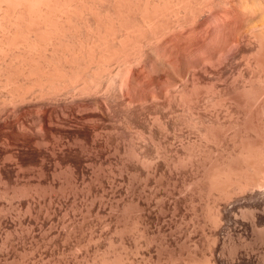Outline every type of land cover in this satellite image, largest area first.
<instances>
[{
	"label": "bare ground",
	"instance_id": "obj_1",
	"mask_svg": "<svg viewBox=\"0 0 264 264\" xmlns=\"http://www.w3.org/2000/svg\"><path fill=\"white\" fill-rule=\"evenodd\" d=\"M193 59L191 62L190 60ZM189 60V63H187V61ZM229 60H231L233 62L236 61L237 65L238 66V63L240 64L239 66L241 71H242V67H244V72H246L247 70V76L249 77L248 79L250 80L249 81V84L251 86V88L248 87V85L246 84V81L245 80V84H242L240 83L238 80L237 82H239L240 84H242L243 87L247 86L251 91H253L254 89L252 88V85L257 87V86H261V87H257L258 89L260 88V90H262L264 88V0H0V109H4V107H9V106H13L14 108L15 107H18V108H15L17 111L21 110L23 111V107H28L30 106L29 104L27 105L28 102H31V99H32V102H31V105H35V103H37L38 99L39 98H42V103H40V99H39V104L37 105V107L35 106L34 108L37 110L39 109L38 106H41L44 105L43 101L45 102V105H47L48 102H50L52 100V98L54 97H61L62 96L65 99V96H68L71 98V102L68 100V98L66 97L67 99V104H71V103H75L74 106H78L80 107V105L82 106V108L84 106H92V105H95V108L93 106L94 109H91L90 112L92 110H96L97 113H94L93 117L97 118H101L103 117L105 114H103V110L101 111L100 109H103L106 105L105 103L107 101L103 100V98H106L108 93L105 94L106 97L104 96L103 97V94L104 92H109L110 89H112L115 85V89H112L114 92H112L111 96L115 95L117 96V98L120 96L121 98L123 97V99H118L117 101H132L133 98H131L134 94L131 93L130 95V92L132 89H134L133 91H139L137 93L141 94L140 91H142V89L144 90V93L145 95V99L147 101L151 100L150 103L152 102V100H154V103H157V99L155 100L154 98H157L158 97V100L159 98H163V100L165 99H168V104L171 103V100L174 101L175 99L180 101L178 102V104L183 107L182 109L180 108V111L182 110L183 114L186 113L187 116H185L184 119H182L184 117V115H182V112H179L181 113V116L180 119L179 118H176V119H173L171 118L172 120L171 121H166V123H160V124H157V128L159 127V130L158 132H156V134H154L158 139L159 138H164L166 141L168 139H173L174 141H176V138L180 139L182 138V142H183V136L185 137V134L186 132V129H189L193 132V135L195 134V136H193V139L195 137V144L199 145L200 147H204V149L207 148V151L208 149L209 150H212V149H216L215 147L214 148H208L207 146L214 144V142L216 141L215 137L217 138L219 135L217 133V135H215L213 131V129H215V132L218 130H216V125L218 123H220L221 121H219L217 118H219L220 115L219 112H222L223 109H225L226 111L222 112L223 115H226L225 112L227 113L228 109L230 110H233V108L231 109V106L234 107V105H231L229 106V104H227L230 108H226V104L224 103L223 101V98L224 96L222 97V94L221 93H217L218 90H221V89H216V91L214 92V94L216 95H213L211 94V92H213V90L210 92L211 89H209V93L207 91H204V90H208L207 88H209V86H206L205 89L202 90L204 92H207L210 95H212L213 97L209 98L208 97V94L207 97L206 95L202 97V95L199 94L200 97H202V99L204 101H206V103H204L202 105V100L200 98V101L198 103H200L201 105H199L196 100H194L196 98V96L198 94H195V93H198L199 91H197L195 89L196 86V83H198L199 81H195L197 79V77H199L198 75L200 73H206V72H210L212 73L211 75H214L213 78H215L216 80V83L220 80H223V78L221 79L222 77V73L224 72V70L228 67H230L228 64H227V67H226V63L228 62L229 63ZM186 61V63H185ZM193 62V63H192ZM192 63V64H190ZM189 64V65H187ZM232 65H234L232 63ZM233 67V66H232ZM227 68V69H228ZM237 70H239L238 67H236ZM230 70V68H229ZM234 70V68H233ZM233 70L231 72H233ZM226 71V70H225ZM244 72H241V74H245ZM239 73V72H237ZM236 73V74H237ZM226 76L227 74L224 73ZM207 75V74H206ZM209 75V73H208ZM239 76H242L239 74H237ZM246 75H243L246 76ZM201 76V75H200ZM224 76V75H223ZM233 77H235L233 74H232ZM246 76V78H247ZM205 77V76H204ZM209 77V76H208ZM207 77V78H208ZM229 77V75L227 76ZM237 77V76H236ZM203 78V77H202ZM212 78V77H211ZM230 78V77H229ZM228 78V79H229ZM239 80L241 77H238ZM105 79H106V82H105ZM209 79V78H208ZM235 79V78H233ZM197 80H200V78H198ZM207 80V79H206ZM213 80V79H212ZM210 80V81H212ZM225 82L227 79H224ZM230 80V79H229ZM228 80V81H229ZM232 80V79H231ZM230 80V82H231ZM242 82L244 81L243 79H241ZM240 80V81H241ZM192 81V82H190ZM204 81V82H203ZM209 81V80H208ZM236 81V80H235ZM189 82L191 83L190 85H192V88L189 89ZM196 82V83H195ZM205 80L202 79V83L205 84ZM214 82V81H212ZM222 82V81H221ZM229 82V83H230ZM236 82V83H237ZM248 82V81H247ZM201 83V82H200ZM207 83V82H206ZM216 83L214 84V86L216 85ZM223 83V82H222ZM221 83V84H222ZM228 83V84H229ZM233 83V82H231ZM115 84V85H114ZM225 84V83H224ZM227 84V83H226ZM227 84V85H228ZM256 84V85H255ZM203 85V84H202ZM213 85V84H212ZM220 85V84H219ZM233 85V84H231ZM236 85V84H234ZM233 85V86H234ZM239 85V84H238ZM201 86V85H200ZM205 85H203L204 87ZM217 86V85H216ZM222 86V85H221ZM240 86V85H239ZM239 86H236L238 87V92L239 90ZM240 86V87H242ZM220 87V86H219ZM224 87L226 88V85H224ZM224 87H222L224 89ZM231 87V86H230ZM132 88V89H131ZM200 87L198 86V89ZM210 88L211 87V83H210ZM138 89H141V90H138ZM152 89H154V92L152 91ZM156 89V90H155ZM230 89H233V88H230ZM229 89V90H230ZM235 89V88H234ZM234 89L231 91V93L233 92H236L234 91ZM245 89V88H244ZM256 89V88H255ZM150 92H146V91H149ZM202 90L200 92H202ZM225 90V89H224ZM223 90V92H224ZM236 90V89H235ZM248 89H246L247 91ZM249 90V92L247 91L246 94L249 93V97L252 96V92ZM257 90V89H256ZM132 91V92H133ZM197 91V92H196ZM222 91V90H221ZM220 91V92H221ZM228 91V90H227ZM245 91V90H244ZM243 91V92H244ZM103 92V94L101 93ZM110 92V93H111ZM116 92V93H115ZM152 92V93H151ZM204 92H202L204 94ZM242 92V89L241 91ZM251 92V93H250ZM255 92V90H254ZM261 92V91H260ZM263 92H264V89H263ZM115 93V94H113ZM225 93H226V90H225ZM258 93V92H257ZM49 94V99L47 96ZM102 94V95H100ZM194 94H195V98H194ZM227 96L229 95V93H226ZM235 94V93H234ZM246 94L244 93V95L246 96ZM254 94V93H253ZM260 94V93H259ZM47 95V96H46ZM136 93H135V97H136ZM239 95V94H238ZM262 95V94H260ZM264 95V94H263ZM51 96H53L51 98ZM101 96V97H100ZM110 96V95H109ZM110 96V97H111ZM131 96V97H130ZM142 94L140 95V99H142L144 97ZM198 96V97H199ZM226 96V97H227ZM231 96H235V95H231ZM244 96V97H245ZM248 96V95H247ZM246 96V97H247ZM256 100H257V96L256 97V92L255 94L253 95ZM253 96H252V99L249 100H246L245 103H247V101L249 103H252L251 100H253ZM43 97H45L46 99L43 100ZM59 97L57 99H59ZM114 97V96H113ZM119 97V98H120ZM134 97V98H135ZM206 97V98H205ZM230 97V95L228 96V98ZM239 97V96H238ZM245 97V98H246ZM248 97V99H249ZM260 97H264V96H260ZM259 97V98H260ZM35 98V99H33ZM48 98V99H47ZM60 98V99H61ZM138 98V96H137ZM174 98V100H173ZM206 100H205V99ZM207 98H209L207 100ZM227 98V99H228ZM107 99V98H106ZM225 99V98H224ZM230 99H232L230 97ZM239 99V98H238ZM244 99V98H243ZM36 100V102L34 104H32L34 101ZM46 100V101H45ZM49 100V101H48ZM137 100V99H135ZM134 100V101H135ZM162 100V102L164 103V101ZM199 100V99H198ZM245 100V99H244ZM262 99L258 100V102H260ZM264 100V99H263ZM262 100V101H263ZM57 101V100H56ZM55 100L50 103H48V106L51 105V103L53 104V106L56 104H61L64 106L67 105L66 104V100H65V103L62 104V102H56ZM105 103H104V102ZM116 101V100H115ZM146 101V103H147ZM157 101V102H155ZM161 101V100H159ZM226 101V99H225ZM255 101V99H254ZM261 101V102H262ZM47 102V103H46ZM64 102V100H63ZM103 102V103H102ZM144 102V101H143ZM161 102V103H162ZM170 102V103H169ZM175 102V101H174ZM196 102V103H195ZM227 103L229 102L226 101ZM233 102V100H230V103ZM241 102V101H240ZM260 102V103H261ZM264 102V101H263ZM55 103V104H54ZM108 103V102H107ZM112 104V102H110ZM116 103V102H115ZM114 103V104H115ZM119 103V102H118ZM133 103V102H132ZM135 103V102H134ZM140 104V100L138 102ZM149 104H146L144 106L148 107ZM153 103V104H154ZM160 102H158L159 104ZM162 103V104H163ZM176 103V102H175ZM174 103V105H176ZM235 103V102H233ZM244 103V105H245ZM254 103H257V102H254ZM259 103V104H260ZM26 104V105H24ZM68 104V105H69ZM102 104H104L105 106L103 107ZM117 104V103H116ZM123 104V103H122ZM183 104V106H182ZM225 104V105H223ZM237 104V103H235ZM253 104V103H252ZM252 104H248V107L250 109V105L253 106ZM263 104V103H262ZM9 105V106H8ZM67 105V106H68ZM109 105V104H108ZM134 105V104H132ZM142 106V104H140ZM156 105V104H154ZM153 105V106H154ZM166 105V104H165ZM171 105V104H170ZM169 105V107H170ZM178 105V106H179ZM258 105V103H257ZM256 105V106H257ZM261 105V104H260ZM59 106V105H58ZM64 106H62V110H65L66 108H63ZM66 106V107H67ZM96 106L99 108H96ZM111 106V105H110ZM110 106H106L108 107V109L110 108ZM129 106V105H128ZM135 106V105H134ZM159 106V105H158ZM162 106V105H161ZM164 106V105H163ZM162 106V107H163ZM239 106V105H238ZM237 106V108H238ZM7 107L5 109H7ZM31 107V106H30ZM45 107V106H44ZM78 107V109H79ZM112 107V106H111ZM121 107V106H120ZM137 107V105H136ZM156 107V106H155ZM154 107V108H155ZM172 107V106H171ZM170 107V108H171ZM212 110H211V108ZM225 107V108H224ZM240 107V106H239ZM245 107V106H244ZM255 107V106H254ZM258 107V106H257ZM260 107V106H259ZM258 107V109H259ZM264 106L262 105V108ZM13 108L12 112L15 110ZM33 108V109H34ZM43 108V107H42ZM46 108V107H45ZM55 108V107H54ZM53 108V109H54ZM61 108V107H60ZM77 107H75L76 109ZM124 108V107H123ZM121 107V109H123ZM130 108H133L130 107ZM139 108V107H138ZM145 108V107H144ZM152 108V107H150ZM160 108V107H159ZM165 108V107H164ZM168 108V107H167ZM178 108V109H179ZM210 108V109H209ZM237 108L235 109V111L237 110ZM4 109L5 113H6V110ZM29 109V108H28ZM32 109V107H31ZM48 109V108H47ZM51 111L54 112V110L51 109V107L49 108ZM84 109V108H83ZM82 109V110H83ZM86 109V108H85ZM89 109V108H88ZM87 109V110H88ZM100 110L99 112L97 111ZM116 109V108H115ZM128 109V107L126 108V110ZM149 109V108H148ZM166 109V108H165ZM244 109V111L247 110V107L246 109L245 108H242ZM254 109V108H253ZM9 110V108H8ZM7 110V111H8ZM25 110V108H24ZM61 110V111H62ZM73 110L72 108H69L66 109V112H69L71 111V118L73 114H76V113H73ZM81 110V108H80ZM78 110V111H80ZM82 110L80 112H82ZM105 110V108H104ZM112 110V109H111ZM125 110V109H124ZM135 110V109H134ZM140 110V109H139ZM170 110V109H169ZM168 110V111H169ZM177 110V109H176ZM206 110V111H205ZM209 110V111H208ZM239 110V109H238ZM255 110V109H254ZM261 113H262V109H260ZM264 110V108H263ZM27 111V109H26ZM35 111V110H34ZM60 111V112H61ZM77 111V113H78ZM85 111V110H84ZM121 111V110H120ZM123 111V110H122ZM128 111H130L128 109ZM167 111V110H165ZM171 111H174L171 109ZM170 111V112H171ZM209 114H208V112ZM211 111H214V114L213 112ZM234 111V112H235ZM243 111V110H242ZM249 111V110H247ZM3 110L1 111L0 110V113L2 115H5V113L3 112ZM12 112L9 110V113L12 114ZM15 112V111H14ZM37 112V111H35ZM63 112V111H62ZM62 112L60 113V115L62 116ZM93 112V111H92ZM91 112V113H92ZM110 112V111H109ZM114 112V111H113ZM116 112V111H115ZM114 112V113H115ZM119 112V111H118ZM126 112V111H125ZM136 112V111H135ZM143 112H146L143 111ZM168 112V113H170ZM212 114H211V113ZM216 112V113H215ZM233 112V111H232ZM232 112H229V113H232ZM237 112V111H236ZM235 112V113H236ZM240 112V111H239ZM251 112V111H250ZM259 113V111H257ZM20 113V111H19ZM24 113V112H23ZM33 113V111H32ZM30 113V114H32ZM39 113V112H38ZM58 113H59V110H58ZM56 113V114H58ZM64 113V112H63ZM88 113V111H87ZM85 112V114H87ZM106 113V112H105ZM112 113V114H114ZM138 113V112H136ZM142 113V112H141ZM149 113V112H148ZM156 113V112H155ZM157 113H160L157 111ZM156 113V114H157ZM164 113V112H163ZM166 113V112H165ZM234 113V114H235ZM244 113V112H243ZM246 114L249 113V112H245ZM244 113V114H245ZM254 113V112H253ZM257 113V115H258ZM259 113L258 116L262 117V114ZM264 113V111H263ZM18 114V112H17ZM26 114H29L26 112ZM53 114V113H52ZM51 114V115H52ZM69 114V113H67ZM65 113V117H61L62 118V121L63 118L65 119L66 118V115ZM79 114V113H78ZM81 114V113H80ZM90 114V113H89ZM87 114L88 116H91ZM111 114V113H110ZM121 114V113H120ZM134 114V113H133ZM173 114H176L175 111L173 112ZM228 114V113H227ZM234 114L232 113L231 116H234ZM237 114V113H236ZM2 115L0 117H2ZM7 115H10V114H7ZM19 115V114H18ZM18 115H15L14 116L17 118ZM23 115V114H22ZM34 115V114H32ZM31 115V120H30V123L29 124H32L31 121L35 118L34 115L32 117ZM41 115V113H40ZM49 115V114H48ZM46 115V116H48ZM55 115V114H54ZM59 115V116H60ZM83 115V113L81 114ZM129 115H130V112H129ZM143 114H141V117H142ZM151 115V114H150ZM178 115V113H177ZM176 115V116H177ZM218 115V116H216ZM221 115V116H223ZM230 115V114H228ZM241 115V114H240ZM239 115V116H240ZM13 116V115H12ZM13 116V117H14ZM20 116V115H19ZM43 116V115H42ZM39 117V116H36L37 118L35 119L36 121V126H37V122H39L41 125L40 127L43 128H47L49 126V123L51 122V117ZM58 116V115H57ZM74 116V115H73ZM76 116V115H75ZM80 116V115H79ZM78 116V117H79ZM113 116V115H112ZM115 116H116V113H115ZM134 116V115H133ZM146 116V115H145ZM156 116V115H155ZM160 116V115H159ZM175 116V115H174ZM230 116V117H231ZM250 116L249 115V120L251 122V119H250ZM256 116L257 118H260ZM6 117L3 116V118ZM27 119H30V117L28 118V116L26 115ZM25 117V118H26ZM56 117V115L54 116ZM69 117V119H70ZM85 119H87V116L85 115ZM119 117V116H117ZM124 117V116H123ZM126 117V116H125ZM140 117V116H138ZM152 117V116H150ZM173 117V115H172ZM226 119L230 117H228L227 115L225 116ZM225 117H222L223 120V124L225 125V123H227L224 119ZM238 117V116H236ZM240 117H244V116H240ZM252 117H253V114H252ZM251 117V118H252ZM2 118V119H3ZM14 118V119H16ZM24 117L22 118L25 119ZM60 118V117H58ZM57 118V120H58ZM60 118V119H61ZM77 118V116L75 117V119ZM80 118V117H79ZM104 119H106V115L105 117H103ZM137 118V117H136ZM145 118V117H143ZM165 118V117H164ZM216 118V119H215ZM220 117V119H222ZM233 118V117H232ZM239 118V117H238ZM247 118V117H246ZM247 118V120H248ZM264 119V117H262ZM1 119V118H0ZM1 119V120H2ZM5 119V118H4ZM3 119V121H4ZM9 119V118H8ZM19 119V117H18ZM26 119V120H27ZM53 119V118H52ZM59 119V120H60ZM67 119H68V116H67ZM74 119V118H73ZM91 119V117L89 118ZM89 119L87 120L89 122ZM125 119H128V118H125ZM156 119H159L157 118L156 116ZM179 119V120H177ZM237 121V118H233ZM232 119V120H233ZM240 119V118H239ZM242 119V118H241ZM253 119V118H252ZM256 119V118H255ZM7 121V118L5 119ZM13 119L11 118V121ZM21 120V122H22ZM25 120V121H26ZM38 120V121H37ZM54 120V119H53ZM72 120V119H71ZM79 119H77L78 121ZM92 120V123L91 121L89 122L88 126L94 124L93 123V119ZM97 120V119H96ZM102 119H100L101 121ZM113 120V119H111ZM129 120V119H128ZM132 120V118L130 119ZM137 120V119H136ZM139 120V119H138ZM150 120V119H149ZM155 120V119H153ZM228 120V119H227ZM230 119V124L228 125H232L231 124V121ZM244 120V119H243ZM243 120H240L242 122V124H248V122L246 121L243 122ZM258 120V119H257ZM262 120V119H261ZM260 120V121H261ZM4 121V122H6ZM15 121V120H14ZM12 121V122H14ZM61 121V122H62ZM69 121V120H68ZM75 121V120H74ZM82 121V118L81 120ZM78 121V122H80ZM83 123V127L84 126V123L86 124L87 126V121H84ZM95 121V120H94ZM100 121H95L97 124L98 122L100 123ZM104 121V120H103ZM118 121V120H117ZM157 121H160L157 120ZM156 121V122H157ZM225 121V122H224ZM264 121V120H263ZM262 122L263 126H264V122ZM2 122V121H1ZM24 122V120H23ZM35 122L33 121V123L35 124ZM56 122V120H55ZM60 122V121H59ZM60 122V123H61ZM114 122V121H113ZM119 122V121H118ZM121 122H124L125 121H121ZM133 122V120H132ZM148 122V121H147ZM154 122V121H153ZM153 125H155V123ZM162 122V121H161ZM164 122V121H163ZM234 122V121H233ZM232 122V123H233ZM256 122V121H255ZM259 122V121H258ZM3 123V122H2ZM16 123V122H15ZM13 123V125L15 124ZM60 123H57V125H59ZM65 123V121H64ZM70 123V121H69ZM102 123V122H101ZM117 123V122H116ZM159 123V122H157ZM252 124L254 123V120L251 122ZM4 124V123H3ZM10 124V123H9ZM18 124V123H17ZM20 124V123H19ZM18 124V125H19ZM22 124V123H21ZM20 124V125H21ZM26 124V123H25ZM54 124V121L53 123H50V126H51V129L52 130V127L54 129V125H56V123ZM63 124V123H62ZM66 124H68V122H66ZM66 124H63L64 126ZM73 124V123H71ZM70 124V125H71ZM150 124V123H149ZM234 124V123H233ZM239 124V123H238ZM241 124V123H240ZM239 124V125H240ZM241 124V126H242ZM246 124V125H247ZM250 124V125H252ZM259 124V123H258ZM261 124V125H262ZM7 125V124H5ZM5 125H3L5 128H7ZM11 125V124H10ZM10 125H8V128L10 127ZM17 125V126H18ZM20 125L18 127H20ZM24 125V123H23ZM63 125H59V127L63 126ZM112 125V124H111ZM110 125V126H111ZM119 125V124H118ZM122 125V124H121ZM220 125V127H219ZM218 127L221 129V126H222V123L219 124ZM249 125V124H248ZM247 125V127H248ZM255 124H253L252 126H254ZM27 125H25L26 127ZM31 126V125H29ZM39 126V124H38ZM38 126L35 127L34 125V128H36V131L38 129ZM49 126V127H50ZM76 126V125H75ZM81 126V125H79ZM87 126V127H88ZM109 126V127H110ZM116 126V125H115ZM123 126V125H122ZM127 126V125H125ZM129 126V125H128ZM145 126V125H144ZM149 126V125H147ZM236 128H239L240 127L238 126L237 127V123H236ZM1 127V126H0ZM3 127V128H4ZM15 127H16V124H15ZM14 127V128H15ZM24 126H21L20 128H17L16 127V132L21 130L23 131ZM33 127V126H32ZM32 127H29L30 128V131L33 130ZM58 127V126H57ZM71 127V126H69ZM99 127V126H98ZM114 127V126H113ZM130 127V126H129ZM132 127V126H131ZM161 127V128H160ZM224 127H228V126H223L222 128ZM245 128H247L246 126H242ZM250 127V128H249ZM248 128L251 129L253 131L254 128H256V126L254 128H252L251 126H249ZM32 128V130H31ZM67 128V127H66ZM73 129V127H71ZM79 128V127H78ZM94 128V127H93ZM100 128V127H99ZM106 128V127H105ZM116 128V127H115ZM112 129V130H115ZM119 129L121 127H118ZM127 128V127H126ZM125 128V129H126ZM135 128V127H133ZM144 128V127H143ZM155 128V126H154ZM163 128V129H162ZM186 128V129H184ZM212 128V130H211ZM229 128V127H228ZM227 128V129H228ZM233 128V126H232ZM231 128V129H232ZM235 128V127H234ZM233 128V130H234ZM261 128V129H260ZM11 129H13L11 127ZM19 129V130H18ZM27 130L28 127L26 128ZM24 130L26 132H30V131H27V130ZM48 129V128H47ZM58 129V128H56ZM76 129V128H75ZM84 129V128H83ZM82 129V130H83ZM89 129V128H88ZM92 129V127H91ZM98 129V128H97ZM146 129V128H145ZM153 129V128H152ZM244 131V133L247 132V130ZM248 129V130H249ZM258 127L255 130H257ZM6 130V129H5ZM9 130L8 132H10V128L7 129ZM14 130V129H13ZM11 130V131H13ZM35 130V129H34ZM33 130V132H34ZM38 130H41V129H38ZM39 131L42 133V131ZM96 130V129H95ZM94 130V131H95ZM110 130V129H109ZM128 130V129H126ZM125 130V131H126ZM136 130V129H135ZM133 130V131H135ZM139 130V128H138ZM187 130V131H189ZM226 130V129H224ZM223 130V131H224ZM232 130V131H233ZM238 130V129H236ZM258 130H260L261 132H258L256 133ZM257 131H251V134L250 132H247L249 133L250 135L256 133L258 135L262 134V132L264 133V130L262 128V126L260 127L259 126V129ZM0 131L1 128H0ZM46 131V130H45ZM53 131V130H52ZM63 131V130H62ZM84 131V130H83ZM88 131V130H87ZM98 131V130H97ZM106 131V129H105ZM103 131V132H105ZM120 131V130H119ZM118 131V132H119ZM124 131V129H123ZM132 131V130H131ZM137 131V130H136ZM141 131V130H139ZM144 131V130H143ZM150 131V130H149ZM152 131V130H151ZM230 131V133L232 132ZM240 131V130H238ZM238 131H236L238 133ZM250 131V130H249ZM3 132V131H2ZM20 132V131H19ZM25 132V133H26ZM48 132V131H47ZM54 132V131H53ZM52 132V133H53ZM60 132V131H59ZM64 132V131H63ZM73 132V130H72ZM71 132V133H72ZM76 132V131H75ZM91 132H93L91 130ZM114 132V131H113ZM128 132V131H127ZM130 132V131H129ZM154 132V133H155ZM192 132L191 134L187 133L188 135V138L189 136H192ZM214 134V140L212 141V136L210 134ZM218 132V131H217ZM222 132V131H221ZM225 132V131H224ZM229 132V130H228ZM235 132V131H234ZM4 133V132H3ZM0 132V135L3 134ZM18 133V132H17ZM36 135L35 138H42V134H44V131L43 133H39L38 134V131L37 132H34ZM33 133V134H34ZM89 133V132H87ZM96 134V131L94 132ZM107 133V132H106ZM126 133V132H125ZM137 134V132H135ZM134 133V134H135ZM145 133V132H142V134ZM164 133V135H162ZM223 133V132H222ZM226 133V132H225ZM230 133H226L228 138L230 135ZM242 134V132H239V134ZM246 133V134H247ZM260 133V134H259ZM21 134V132H20ZM20 134H17V136ZM32 135V133H29V135ZM41 134V135H40ZM47 135V133H45ZM54 134V133H53ZM53 134H49L51 135V141L53 142V140H56L57 137L56 135L54 134V136L56 137V139H54L53 137ZM56 134H57V130H56ZM60 133H58V137L60 136L59 135ZM67 134V133H66ZM73 134V133H72ZM85 134V133H84ZM83 134V135H84ZM93 134V133H91ZM94 134V135H95ZM103 134V133H102ZM109 134V132H108ZM114 134V133H113ZM120 134V133H119ZM129 134V133H128ZM126 134V135H128ZM133 134V133H132ZM133 134V135H134ZM140 134V132H139ZM140 134V137L141 135ZM236 133H234V137L233 135H231L230 137L231 138H227L225 137L226 140H230L232 139H236L237 137L235 136ZM238 134V135H239ZM245 136L248 138L249 140V137L248 135ZM256 134L253 136V137H258L257 139L253 138L252 139H255L256 142L258 141V139L262 138V136H264L262 134V136H256ZM11 135V134H10ZM23 135V134H21ZM25 135V134H24ZM27 135V133H26ZM29 135H27V137L24 136V138H29ZM45 135V136H46ZM69 135V134H68ZM78 135V134H77ZM82 134L79 135V137L81 136ZM82 135V136H83ZM85 135H88V134H85ZM98 135V134H97ZM100 135V134H99ZM111 135V134H110ZM109 135V136H110ZM117 135V134H116ZM124 135V134H123ZM125 135V136H126ZM138 135V134H137ZM145 135V134H144ZM147 135V134H146ZM145 135V137H146ZM153 135V134H152ZM161 135V136H160ZM225 135V134H224ZM223 135V136H224ZM237 135V134H236ZM244 134H242L243 136ZM13 136V135H11ZM16 135L13 136V138H15ZM38 136V137H37ZM42 136V137H41ZM63 136V135H61ZM75 136V135H74ZM90 135H88L89 137ZM96 136V135H95ZM108 136V137H109ZM118 136V135H117ZM160 136V137H159ZM163 136V137H162ZM211 136V137H210ZM221 135V137L223 138V142H225L224 140V137ZM21 137V136H20ZM53 137V138H52ZM67 137V136H66ZM73 137V136H72ZM78 137V136H77ZM84 138L86 136H83ZM92 137V136H90ZM120 137V135L118 136ZM131 137V136H130ZM133 137V136H132ZM134 137H137L136 135H134ZM148 137V136H147ZM146 137V138H147ZM151 137V135L149 136ZM154 137V136H153ZM236 137V138H235ZM240 137V135H239ZM238 137V138H239ZM244 137V138H245ZM251 137V136H250ZM5 138V137H3ZM18 138V137H16ZM31 138V137H30ZM47 138H48V135H47ZM94 138V137H93ZM105 138V137H103ZM102 138V139H103ZM121 138V137H120ZM143 138V136H142ZM186 138V137H185ZM192 138V137H191ZM190 138V139H191ZM242 138L240 137L239 139H242V141L247 138ZM23 139V138H22ZM32 139V138H31ZM45 139V137L43 138ZM42 139V140H43ZM53 139V140H52ZM69 139V138H68ZM76 139V137H75ZM83 139V138H81ZM81 139H78V143H80ZM91 139V138H90ZM109 139V138H108ZM107 139V140H108ZM124 139V137H123ZM122 139V140H123ZM133 139V138H132ZM140 139V138H139ZM148 139V138H147ZM160 139V140H161ZM220 138H218L219 140ZM264 139V138H262ZM2 140V139H1ZM0 140V141H1ZM6 142H8L9 140L8 139H5ZM4 140V142H5ZM11 140V139H10ZM38 142L39 140L36 139ZM41 140V139H40ZM57 140H60V137L59 139ZM56 140V142H57ZM62 140V139H61ZM66 140V139H64ZM73 140V139H72ZM88 140V139H86ZM126 140V139H124ZM130 140V139H129ZM128 140V141H129ZM135 140V139H133ZM132 140V141H133ZM143 140V139H142ZM151 140V139H150ZM153 140V139H152ZM156 140V139H155ZM159 140V141H160ZM165 140H164V143H165ZM211 140V142H210ZM221 140V139H220ZM237 140V139H236ZM234 140V141H236ZM13 141V140H12ZM18 141V140H17ZM16 141V142H17ZM21 141V140H19ZM26 141V140H24ZM29 141V140H28ZM33 141V140H32ZM44 141V140H43ZM40 141L39 143L41 145L44 144V142L46 141ZM69 141V140H67ZM93 141V139H91V142ZM131 141V140H130ZM138 141V140H137ZM136 141V142H137ZM187 141V140H186ZM192 141V140H191ZM233 141V140H232ZM238 141V140H237ZM236 141V142H237ZM241 141V140H240ZM247 141V140H246ZM253 140H251L250 142H252ZM22 142V141H21ZM27 142V141H26ZM34 142V141H33ZM37 142V143H38ZM43 142V143H42ZM60 142V141H59ZM58 142V143H59ZM75 142V141H74ZM73 142V143H74ZM77 142V141H76ZM90 142V143H91ZM103 142V141H102ZM110 142V141H109ZM114 142V141H113ZM119 142V141H118ZM127 142V141H126ZM142 142V141H140ZM145 142V141H144ZM147 142V140H146ZM150 142V141H149ZM147 142V143H149ZM155 142V141H154ZM156 142H158L156 140ZM185 142V141H184ZM188 142H189V139H188ZM220 142V141H218ZM222 142V143H223ZM231 142V141H229ZM227 143L226 141V146L225 145H221V146H225V148L229 147L230 146V143ZM254 142V141H253ZM252 142V144H253ZM2 143V142H1ZM18 143V142H17ZM31 143V140L30 142H28V144ZM47 143L49 144L50 141L48 142L47 140ZM47 143H45V145H47ZM68 143V142H67ZM99 143V142H98ZM135 143V141H134ZM139 143V142H138ZM160 143V142H158ZM175 143V142H174ZM190 145L188 144V146L190 147V149L192 148L191 144L192 142H189ZM234 143V142H233ZM237 143H240V142H237ZM236 143V144H237ZM259 143V142H257ZM6 144V143H5ZM5 144H0V146L2 145L4 147ZM10 144V143H9ZM20 144V143H19ZM35 144V143H33ZM39 144V145H40ZM51 144V143H50ZM69 144V143H68ZM72 144V143H71ZM70 144V145H71ZM75 144V143H74ZM81 144V143H80ZM83 144V143H82ZM81 144V145H82ZM88 144V143H87ZM86 144V145H87ZM92 144V143H91ZM96 144V143H95ZM104 144V143H103ZM127 144V143H126ZM132 144V142H131ZM141 144V143H140ZM145 144V143H144ZM157 144V143H156ZM154 144V145H156ZM161 144V143H160ZM160 144H157V145H160ZM163 144V143H162ZM161 144V145H162ZM171 144V143H169ZM186 144V143H185ZM215 144H217V141L215 142ZM224 144V143H223ZM244 146H243V145ZM239 145L238 148H240V151L238 150V152H234L235 154L236 153H245L243 152V148L244 149H248L247 147H245L246 145H248V143L245 145L244 143H242ZM252 144L249 143V148L253 151L249 152L246 151L245 155H241L240 156H235L237 157V160L238 162L241 161L242 165L243 163H245V160H250L249 163V166H250V163H251V166H247L248 163L244 164L246 167H249L250 170L252 171H248L244 168H242V165L240 164L239 166H241L240 170H238V168L236 167V170H238L239 172L243 173L245 172V176H243V178L240 176L241 173H236L235 170L233 169L235 166H233V170L234 171H227V170H230V168L232 166H228L227 164V161L226 160H223L224 163L226 161V164L228 166L227 170L224 169L223 167H227L225 164H223L222 166H219V167H214V168H223V169H219L220 171H217L214 170V172H212L213 174H215V177H213V174L210 172L212 170H210L208 173L206 172L205 175L207 174H210L212 175L211 178L210 176L208 175L207 177L212 179L213 177V181L211 182L210 179L209 182H206L207 184L209 183H214L212 186L210 184V186L212 187V189L216 190L217 187H220L221 185V189L218 190L217 189V192L215 193V195L217 194L219 196V199H218V196L217 198L215 197L214 198V195L213 193L215 191H213V193L211 192L212 190L208 189L205 184H203L202 188L204 187L205 189L207 188L213 196L214 199H216L217 201V208H219L218 210L217 209H214V207L216 208V203H214V199L211 198V200L213 199V202L214 205L212 204V207H211V204L208 205L210 209L206 210V214L209 212L212 211V208L213 210H217L215 211L217 214H212V217L216 218V219H212L211 220V216H210V222L209 225L211 226L213 224L214 228H211L209 225H207V228L209 230H216V228L218 229V232L216 233V231H214L216 234L213 235V231L211 233V236L209 235V237H211L212 241H207L208 243V247H212L210 246L211 244L213 245L214 248H211V249H214L213 252L211 253V251L209 252V250L207 252H203L205 253V258H207V262L209 260V264H264V254L261 255V259L257 258V257H252L251 254H253V252L251 254H249L248 252H250L252 249H255L256 247H258V243L259 244H262L264 245V140H262V143L259 144L260 146H258V144L254 143L257 145V147L253 146ZM38 146V144H36ZM45 145H43L45 147ZM52 145V144H51ZM54 145V144H53ZM52 145V146H53ZM58 145V144H56ZM67 145V144H66ZM84 145V144H83ZM90 145V144H89ZM93 145V144H92ZM112 145V144H111ZM125 145V143H124ZM135 144H133L134 146ZM142 145V144H141ZM151 145V143H150ZM160 145V147H161ZM166 145V144H165ZM168 145V144H167ZM174 145V144H173ZM183 145V143L181 144ZM187 145V144H186ZM186 145H184V147H186ZM194 145V146H196ZM197 145V148H199V152L203 151V148H201L202 150L200 151V147ZM211 145L209 147H211ZM218 148L220 147V144H218ZM228 145V146H227ZM232 145H235V144H232ZM15 146V145H14ZM13 146V147H14ZM18 146V145H17ZM23 146V145H22ZM29 146V145H28ZM32 146V145H31ZM50 146V145H49ZM59 146V145H58ZM65 146V144H64ZM69 146V145H68ZM96 146V145H95ZM99 146V145H98ZM109 146V144H108ZM121 146V145H120ZM129 146V144H128ZM136 146V145H135ZM134 146V147H135ZM148 146V145H147ZM175 146V145H174ZM187 146V147H188ZM193 146V147H194ZM214 146V145H212ZM236 146V145H235ZM234 146V148H235ZM238 146V144H237ZM236 146V147H237ZM243 146V148H242ZM251 146L253 148H251ZM262 146V147H261ZM63 147V146H62ZM70 147V146H69ZM74 147V146H73ZM81 147V146H80ZM139 147V146H138ZM158 148V146H156ZM164 147V146H163ZM162 147V148H163ZM176 147H177V144H176ZM183 147V146H182ZM183 147V148H184ZM231 149L233 148L232 146H230ZM259 147V148H258ZM261 147V148H260ZM12 148V147H11ZM16 148V147H15ZM22 148V147H21ZM38 148H41L40 146H38ZM82 148V147H81ZM83 148L85 149V147L83 146ZM82 148V149H83ZM91 148V147H90ZM112 148V147H111ZM119 148V147H117ZM126 148V147H125ZM128 148V147H127ZM137 148V147H136ZM166 148V147H165ZM164 148V149H165ZM173 148V147H172ZM179 148V147H178ZM196 148V147H195ZM217 148V149H218ZM224 148V147H223ZM227 152L228 150L231 151L230 149H227ZM233 148V149H234ZM242 148V149H241ZM258 148L261 149V150H256ZM1 149V148H0ZM7 149V147H6ZM10 149V148H8ZM44 149V148H43ZM46 149V148H45ZM44 149V150H45ZM53 149H55L57 151L58 147L55 148L53 146ZM71 149V148H70ZM89 149V148H88ZM87 149V150H88ZM101 149V148H100ZM105 149V148H104ZM103 149V150H104ZM107 149V148H106ZM141 149V148H140ZM142 149H143V146H142ZM155 149V148H154ZM163 149V150H164ZM186 148L183 149V151H185ZM189 149V148H188ZM189 149V150H190ZM216 149L217 151V155L218 153L220 152V150L222 148H219V152L218 150ZM256 151L257 154H255L254 150ZM2 150V149H1ZM5 150V148H4ZM3 150V152H4ZM22 150V149H21ZM24 150V149H23ZM29 150V149H28ZM53 151V152H56V151ZM62 150V149H61ZM59 150V151H61ZM78 150H81V149H78ZM85 150V152L87 151ZM99 150V149H98ZM114 150V149H113ZM119 150V149H118ZM117 150V151H118ZM130 150V148H129ZM132 150V149H131ZM149 150H150V147H149ZM162 150V149H161ZM165 150H168V149H165ZM180 150V149H179ZM188 150V151H189ZM225 150V149H224ZM236 150V149H235ZM11 152V150H9ZM8 151V152H9ZM13 151V150H12ZM16 151V150H14ZM13 151V152H14ZM19 151V150H18ZM38 151V150H37ZM41 151V150H40ZM43 151V150H42ZM51 151V150H50ZM63 151V150H62ZM61 151V152H62ZM94 151V150H93ZM96 151V149H95ZM110 151V150H109ZM124 151V150H123ZM136 151V150H135ZM144 151V150H142ZM147 150H145L146 152ZM154 151V150H153ZM160 151V150H159ZM170 151V150H169ZM181 151V150H180ZM186 150V152H188ZM192 151V150H191ZM193 151H194V148H193ZM192 151V152H193ZM205 151V150H204ZM215 151V150H212V152ZM215 151V152H216ZM234 151V150H233ZM237 151V150H236ZM262 151V152H261ZM12 152V154H13ZM24 152V151H23ZM26 152V151H25ZM45 152V151H44ZM69 152V151H68ZM77 152V151H76ZM84 152V153H85ZM99 152V151H98ZM97 152V153H98ZM111 152V151H110ZM114 152V151H113ZM133 152V150L131 151ZM140 152V151H139ZM138 152V153H139ZM155 152V151H154ZM158 152V151H157ZM165 152V151H164ZM163 152V153H164ZM176 152V151H175ZM191 152V153H192ZM196 152V149L194 151V153ZM222 156L223 153H226V151L224 152L223 149H222ZM6 153V151L4 152ZM4 153H1L2 155H4ZM28 153V152H27ZM41 153V152H39ZM52 153V152H51ZM65 153V151H64ZM63 153V154H64ZM72 153V152H71ZM74 153V152H73ZM78 153H81V152H78ZM83 153V151H82ZM89 153V152H88ZM91 153V152H90ZM96 152H94L95 154ZM96 153V155H97ZM119 153V152H118ZM130 153V152H129ZM128 153V154H129ZM137 153V152H136ZM142 153V152H141ZM140 153V154H141ZM156 153V152H155ZM161 153V151H160ZM178 153V152H177ZM190 153V151H189ZM194 153L192 154H186L188 157L189 155H193ZM197 153V154H198ZM203 153V152H202ZM205 153V152H204ZM208 153V152H207ZM211 153V152H210ZM252 153V154H251ZM10 154V156L12 155ZM33 154V153H32ZM42 154V153H41ZM44 154V153H43ZM70 154V153H68ZM76 154V153H75ZM92 154V153H91ZM104 154V153H103ZM109 154V153H108ZM115 154V153H114ZM127 154V153H126ZM125 154V155H126ZM200 154V153H199ZM206 154V153H205ZM231 154V152L229 153V155ZM234 154V155H235ZM2 155L0 157H2ZM5 155H8V154H5ZM36 155V154H35ZM54 157L56 154H53ZM52 155V156H53ZM58 155V154H57ZM72 155V154H71ZM84 155V154H83ZM90 155V154H89ZM117 155V154H116ZM121 155V154H120ZM124 155V154H123ZM135 155V154H134ZM148 155V154H147ZM159 155V154H158ZM162 155V154H161ZM165 154L162 155V157H164ZM169 155L170 152H169ZM176 155V154H175ZM185 155V154H184ZM201 155V154H200ZM226 155V154H225ZM20 156V154H19ZM23 156V155H22ZM26 156V155H25ZM28 156V155H27ZM34 156V155H33ZM37 156H40V155H37ZM47 156V155H46ZM51 156V155H50ZM86 156V154H85ZM84 156V157H85ZM105 156V155H104ZM112 156H114L112 154ZM119 156V155H118ZM139 156V155H138ZM141 156V155H140ZM153 156H156L155 154ZM153 156H151V158L155 159ZM197 156V155H196ZM209 156V155H208ZM212 156V154L210 155ZM214 156V154H213ZM219 156V155H218ZM231 157H233V155L231 154L230 155ZM230 156H227L229 159L231 158ZM18 157V156H17ZM16 157V158H17ZM44 157V156H43ZM49 157V156H48ZM47 157V158H48ZM62 157H64L62 155ZM71 157V156H70ZM69 157V158H70ZM76 156H74L75 158ZM144 157V156H143ZM178 157L180 158L179 154H178ZM182 157V156H181ZM194 157V156H193ZM192 157V159H193ZM198 157V156H197ZM195 157V158H197ZM200 157V156H199ZM202 157V156H201ZM220 157V156H219ZM239 157V158H238ZM36 158V156H35ZM40 158V157H38ZM37 158V159H38ZM46 158V157H45ZM52 158V157H51ZM58 158V156H57ZM73 158V157H72ZM78 158V157H77ZM82 158V157H81ZM88 158V157H86ZM94 158V157H93ZM96 158V157H95ZM108 158V157H107ZM132 158V157H131ZM149 158V157H148ZM147 157L144 160V164H146L147 166ZM189 158V157H188ZM203 158V157H202ZM205 158V157H204ZM215 159H217L218 157H214ZM224 159H226V157L224 156L223 157ZM4 159V158H3ZM5 159L6 156H5ZM9 159V158H8ZM12 159V158H11ZM42 159V158H41ZM50 159V157H49ZM99 159V158H98ZM128 159V158H127ZM136 159V158H135ZM134 159V160H135ZM166 159V158H164ZM173 159V158H172ZM185 159V158H183ZM183 159H182V163H183ZM187 159V158H186ZM221 159V158H220ZM14 160V159H13ZM27 160V159H26ZM36 160V159H35ZM34 160V161H35ZM52 160V159H51ZM65 160V158H64ZM89 160V159H87ZM97 160V159H96ZM106 160V159H105ZM122 160V159H121ZM126 160V159H125ZM124 160V161H125ZM148 160H151L150 158ZM200 160V158H199ZM208 160V159H207ZM212 160V159H211ZM228 160V159H227ZM232 160V159H231ZM251 160L253 162H251ZM5 161V160H4ZM16 161V160H15ZM24 161H25V158H24ZM28 161V160H27ZM33 161V162H34ZM49 161V160H48ZM54 161V159H53ZM71 161V160H70ZM68 161V162H70ZM74 161V160H73ZM90 161V160H89ZM93 161V160H91ZM108 161V160H107ZM147 161V162H146ZM152 161V160H151ZM155 161V160H153ZM176 161V159H175ZM179 160L177 159L176 162H178ZM194 161V159H193ZM214 161V159H213ZM230 160H228L229 162ZM17 162V161H16ZM22 162V161H21ZM38 162V160H37ZM57 162V161H56ZM61 162V161H60ZM83 164H84V161H82ZM95 162V161H94ZM105 162V161H104ZM119 162V161H118ZM122 162V161H120ZM128 162V161H127ZM133 162V161H132ZM146 162V163H145ZM170 162V160H169ZM188 162V161H187ZM186 160H185V163H187ZM196 162V161H194ZM198 162V161H197ZM216 162V161H215ZM233 162V161H231ZM235 162V161H234ZM233 162V163H234ZM238 162L234 163V165L238 164ZM6 163V161H5ZM8 163V161H7ZM12 163V162H11ZM24 163V162H23ZM35 163V162H34ZM51 163V162H50ZM62 163V162H61ZM90 163V162H89ZM92 163V162H91ZM126 163V162H125ZM134 163V162H133ZM151 162L149 161L148 164H150ZM164 163V162H162ZM175 163V162H174ZM173 163V164H174ZM180 163V162H179ZM204 163V162H203ZM213 163V162H212ZM217 163V162H216ZM218 163H220L218 161ZM232 163V164H233ZM240 163V162H239ZM1 164V163H0ZM36 164V163H35ZM56 164V163H55ZM82 164V163H81ZM93 164V163H92ZM107 164V163H106ZM135 164V163H134ZM137 164V163H136ZM142 164V165H144ZM190 164V162H189ZM196 164V163H194ZM207 164V163H206ZM209 164V163H208ZM20 165V164H18ZM23 165V164H22ZM38 165V164H37ZM48 165H49V162H48ZM63 165V164H61ZM68 165V164H67ZM67 165H65L67 167ZM75 165V164H74ZM80 165V164H79ZM88 165V164H87ZM108 165V164H107ZM113 165V164H112ZM133 165V164H132ZM130 165V166H132ZM141 165V166H142ZM164 165V164H163ZM167 165V164H165ZM205 165V164H204ZM214 165V163L212 164ZM216 165V164H215ZM221 165V164H219ZM2 166V165H1ZM1 166H0V169H1ZM16 166V165H15ZM27 166V165H26ZM31 166H33L31 164ZM51 166V165H50ZM57 166V165H56ZM73 166V165H72ZM100 166V164H99ZM109 166V165H108ZM114 166V165H113ZM116 166V165H115ZM125 166V165H124ZM156 166V165H155ZM182 166V165H181ZM187 166V165H186ZM195 167L196 166H199V165H194ZM193 166V167H194ZM217 166V165H216ZM237 166V165H236ZM238 166V167H239ZM30 167V166H29ZM27 167V168H29ZM36 167V166H35ZM55 167V166H54ZM60 167V165H59ZM62 167V166H61ZM65 167V168H66ZM92 167V166H91ZM106 167V165L104 166V168ZM137 167V166H135ZM139 167V166H138ZM145 167V166H144ZM148 167V166H147ZM169 167V166H167ZM172 167V166H171ZM174 167V166H173ZM179 167V166H177ZM188 167V166H187ZM191 167V166H190ZM15 168V167H14ZM13 168V170H15ZM17 168V167H16ZM26 168V171L28 170ZM31 168V167H30ZM39 168V167H38ZM56 168V167H55ZM68 168H70L68 166ZM72 168V167H71ZM70 168V169H71ZM80 168V167H79ZM88 168V167H87ZM95 168V167H94ZM97 168V166H96ZM95 168V169H96ZM103 168V169H104ZM111 168V167H110ZM199 168V167H198ZM248 168V169H249ZM3 169H6V168H3ZM2 169V170H3ZM8 169H11L10 167ZM7 169V170H8ZM20 169V168H19ZM48 169V168H46ZM51 169V168H50ZM60 169V168H59ZM119 168H117L116 170H118ZM128 169V168H127ZM126 169V170H127ZM141 169V168H140ZM145 169V168H144ZM143 169V171H145ZM166 169V168H165ZM168 169V168H167ZM175 169V168H174ZM208 169V168H207ZM1 170V171H2ZM62 170V169H61ZM72 170V169H71ZM76 170V169H75ZM93 170V169H92ZM112 170V169H111ZM123 170V169H122ZM121 170V171H122ZM150 170V169H149ZM156 170V169H155ZM176 170V169H175ZM178 170V169H177ZM180 170V169H179ZM182 170V169H181ZM196 170V169H195ZM203 170V169H202ZM221 170L223 172H221ZM224 170L225 173H224ZM244 170V172H243ZM247 172H252L251 174L250 173H247ZM5 171V170H4ZM18 171V170H17ZM20 171L22 172V170L20 169ZM50 171V170H49ZM85 171V170H84ZM100 170H98L99 172ZM132 171V170H131ZM142 171V170H141ZM217 173H216V172ZM237 171V172H238ZM10 172V171H9ZM12 172V171H11ZM48 172V171H47ZM51 172V171H50ZM54 172V171H53ZM56 172V171H55ZM60 172V171H59ZM135 172V171H134ZM137 172V171H136ZM163 172V171H162ZM205 172V171H204ZM230 172V173H229ZM238 174V176L236 177V174ZM2 173V172H1ZM3 173H7V172H3ZM13 173V172H12ZM19 173V172H18ZM17 173V174H18ZM23 173V172H22ZM28 173V172H26ZM61 173V172H60ZM138 173V172H137ZM155 173V172H154ZM199 173V172H198ZM201 173V172H200ZM221 173H223L224 175H220ZM231 173H234V176L231 174ZM4 174V175H5ZM11 174V173H10ZM58 174V173H56ZM140 174V173H139ZM204 174V173H203ZM231 174V175H230ZM250 176H249V175ZM253 174V175H252ZM7 175V174H6ZM5 175V176H6ZM21 175V174H20ZM165 175V174H164ZM193 175V174H192ZM247 175V176H246ZM252 175V176H251ZM25 176V175H24ZM130 176V175H129ZM135 176V175H133ZM133 176L131 178H133ZM156 176V175H155ZM161 176V175H160ZM198 176H202V173L199 174ZM204 176V175H203ZM240 176V177H239ZM2 177V176H1ZM4 177V176H3ZM15 177V176H14ZM18 177V175H17ZM30 177V176H29ZM163 177V176H162ZM169 177V176H168ZM177 177V176H176ZM206 177V178H207ZM239 177V178H238ZM7 178V177H6ZM16 178V177H15ZM24 178V177H23ZM22 178V179H23ZM178 178V177H177ZM187 178V177H186ZM200 178V177H199ZM11 179V178H10ZM19 179V177H18ZM170 179V177H169ZM5 180V179H4ZM26 180V179H24ZM23 180V181H24ZM28 180V179H27ZM30 180V179H29ZM186 180V179H185ZM191 180V179H190ZM204 180V179H202ZM207 180V179H206ZM205 180V181H206ZM7 181V180H6ZM5 181V184L8 183ZM13 181V179H12ZM16 181V180H14ZM130 181V180H129ZM177 181V180H176ZM198 181V180H197ZM11 182V181H10ZM19 182V181H18ZM17 182V183H18ZM28 182V181H27ZM26 182V183H27ZM146 182V181H145ZM182 182V181H181ZM201 182V181H200ZM2 183V182H0ZM16 183V182H15ZM43 183V182H42ZM184 183V182H183ZM193 183V182H192ZM198 183V182H197ZM204 183V182H202ZM216 183V184H215ZM4 184V183H2ZM10 184V183H9ZM14 184V182H13ZM41 185V183H38ZM175 184V183H174ZM188 184V183H187ZM191 183H189L188 185L190 186ZM194 185H196L195 183H193ZM201 184V183H200ZM8 185V184H7ZM169 185V184H168ZM187 185V186H188ZM192 185V184H191ZM193 185V186H194ZM219 185V186H217ZM3 186V185H2ZM9 186V185H8ZM13 186V185H12ZM15 186V185H14ZM188 186V187H189ZM197 186V185H196ZM208 186V187H210ZM215 186V188H213ZM7 187V186H6ZM22 187V185L20 186ZM185 187V186H184ZM210 187V188H211ZM1 188V187H0ZM199 188V187H198ZM8 189V188H7ZM7 193L9 190H7ZM18 189V188H17ZM175 189V188H174ZM188 189V188H187ZM5 190V189H4ZM145 190V189H144ZM194 190V189H193ZM173 191V190H172ZM177 191V190H176ZM17 192V190H16ZM196 192V191H195ZM204 192V191H203ZM6 193V194H7ZM10 193V192H9ZM14 193V192H13ZM164 193V192H163ZM166 193V192H165ZM174 193V192H173ZM184 193V192H183ZM187 193V192H186ZM191 193V192H189ZM201 193V192H200ZM210 193H208V196H210ZM169 194V193H168ZM192 194V193H191ZM199 194V193H198ZM202 194V193H201ZM163 195V194H162ZM166 195V194H165ZM164 195V196H165ZM190 195V194H189ZM11 196H14V195H11ZM184 196V195H183ZM182 196V197H183ZM207 196V195H205ZM9 198L10 195L8 196ZM161 197V196H160ZM195 197V196H194ZM202 197V196H201ZM209 197H207V201L205 202H208V203H211L210 200H209ZM158 198V197H157ZM172 198V197H171ZM198 198V197H197ZM164 199V197H163ZM178 199V198H177ZM200 199V198H199ZM205 199V198H204ZM157 200V199H156ZM185 200V199H184ZM219 200H221L223 203L222 205V202L219 203ZM224 200V201H223ZM172 201V200H171ZM187 201V200H186ZM215 201V202H216ZM163 202V201H162ZM178 203V201H177ZM176 203V204H177ZM182 203V202H181ZM190 203V202H189ZM204 203V201H203ZM207 203V204H208ZM206 204V203H205ZM221 204V206H220ZM174 205V204H173ZM200 205V204H199ZM204 205V204H202ZM157 206V205H156ZM180 206V205H178ZM206 206V205H205ZM204 206V207H205ZM207 206V208H208ZM214 206V207H213ZM220 206V207H218ZM170 207V206H169ZM172 207V206H171ZM174 207V206H173ZM181 207V206H180ZM197 207V206H196ZM195 207V208H196ZM203 207V206H202ZM202 207H197L199 209H202ZM180 209V208H179ZM182 209V208H181ZM206 209V208H205ZM158 210V209H157ZM170 210V209H169ZM176 210V209H175ZM198 210V209H197ZM203 211H200V212H204V209H202ZM199 211V210H198ZM208 211V212H207ZM173 212V211H172ZM199 212V213H200ZM159 213V211H158ZM157 213V214H158ZM168 213V212H167ZM178 213V212H177ZM183 213V212H182ZM187 213V212H186ZM198 212H194L193 214H196L195 216L197 217V214ZM214 213V211H213ZM206 214H201V215H206ZM209 214V213H208ZM208 214L206 215L208 217ZM159 215V214H158ZM166 215V214H165ZM173 215V214H172ZM190 215V214H189ZM211 215V214H209ZM214 215V216H213ZM162 216V215H161ZM184 216V214H183ZM200 216V215H199ZM198 216V217H199ZM202 216V217H204ZM172 217V216H171ZM197 217V218H198ZM206 217V218H207ZM218 217V218H217ZM130 218V217H129ZM163 218V216H162ZM194 219V217H192ZM192 218H189V219H192ZM209 218V217H208ZM182 219V218H181ZM192 219V220H193ZM200 219V218H199ZM205 219V218H203ZM245 219V220H244ZM248 219V221L246 220ZM159 220V219H158ZM165 220V219H164ZM170 220V219H169ZM184 220V219H183ZM191 220V222H192ZM195 220V219H194ZM206 220V221H207ZM251 223H247V222H250ZM161 221V219H160ZM173 221V220H172ZM186 221V220H184ZM205 221V220H204ZM205 221V224L207 223ZM246 221V222H245ZM156 222V221H155ZM168 222V221H165V223ZM180 222V221H179ZM183 222V221H182ZM201 222V221H200ZM213 222V223H211ZM132 223V222H131ZM174 223V222H173ZM155 224V223H154ZM178 224V223H177ZM188 224V223H187ZM186 224V226H187ZM197 225H199L198 221H196ZM201 224H204V223H201ZM216 224V225H215ZM133 225V223H132ZM131 225V226H132ZM156 225V224H155ZM159 225V224H158ZM183 225V224H182ZM189 225V224H188ZM193 225V223H192ZM196 225V226H197ZM161 226V225H160ZM165 226V225H164ZM167 226V225H166ZM165 226V227H166ZM176 226V225H175ZM185 226V227H186ZM201 226V225H200ZM212 226V227H213ZM261 226L263 228H261ZM184 227V226H182ZM189 227H192V226H189ZM202 227V226H201ZM199 227V228H201ZM204 227V226H203ZM259 227L261 229H259ZM132 228V227H131ZM160 228V227H159ZM167 228V227H166ZM195 228V227H194ZM205 228V230L207 229ZM188 229V228H187ZM197 229V227H196ZM204 230V228H202ZM207 229V231H208ZM163 230V229H162ZM178 230V229H177ZM186 230V229H185ZM201 230V229H199ZM204 230V231H205ZM166 231V230H165ZM174 231V230H173ZM179 231V230H178ZM183 231V230H182ZM187 231H191V230H187ZM192 231L193 228H192ZM191 231V233H192ZM195 231H198V230H195ZM168 232V231H167ZM181 232V231H180ZM189 232H186L184 231V235L186 237V235L189 233ZM199 232V231H198ZM164 233V231H163ZM161 233V234H163ZM178 233V232H177ZM187 233V234H186ZM189 233V234H191ZM203 233V232H202ZM210 233V232H209ZM134 234V233H132ZM168 234V233H167ZM194 234V233H192ZM191 234V235H192ZM206 234H208L206 232ZM204 234V236L206 235ZM130 235V234H129ZM158 235V234H157ZM170 235V234H168ZM190 235V236H191ZM142 236V235H141ZM149 236V235H148ZM159 236V235H158ZM162 236V235H161ZM183 236V234H182ZM188 236V237H190ZM198 236V235H197ZM202 236V235H201ZM216 236V237H214ZM132 237V236H131ZM136 237V236H135ZM143 237V236H142ZM156 237V236H155ZM170 237V236H169ZM176 237H179V236H176ZM175 237V238H176ZM184 237V236H183ZM184 237V238H185ZM207 237V235H206ZM206 237H203L202 238H206ZM215 240H213V238ZM134 238V237H133ZM132 238V239H133ZM154 238V237H153ZM163 238V236H162ZM161 238V239H162ZM181 238V237H180ZM179 238V239H180ZM191 238V237H190ZM195 238V237H194ZM200 238V239H202ZM208 238V237H207ZM206 240H210L209 238ZM127 239V238H126ZM137 239V238H136ZM144 239V237H143ZM151 239V238H150ZM187 238L184 239V241L186 240ZM146 240V239H145ZM160 240V239H159ZM164 240V239H163ZM182 240V239H181ZM180 240V241H181ZM194 240L193 238L191 239V242L193 243ZM196 240V239H195ZM203 240V239H202ZM205 240V241H206ZM135 241V240H134ZM142 241V240H141ZM140 241V242H141ZM155 241V240H154ZM162 241V240H161ZM170 241V240H169ZM175 241V240H174ZM177 241V240H176ZM188 241V240H187ZM190 241V240H189ZM203 241V244H205L206 242ZM149 242V241H147ZM167 242V241H165ZM171 242L173 243V241H170V245H171ZM179 242V240H178ZM198 242V241H197ZM205 242V243H204ZM209 242L211 243L209 245ZM128 243V242H127ZM146 243V241H145ZM151 243V242H150ZM148 243V244H150ZM157 243V242H156ZM163 243V242H161ZM169 243V242H168ZM187 243V242H186ZM190 243V242H189ZM200 247H201V244H200V241L198 242ZM197 243V244H198ZM202 243V242H201ZM137 244V243H136ZM135 244V245H136ZM142 244V243H141ZM167 244V243H165ZM164 244V245H165ZM183 244V243H181ZM185 244V243H184ZM183 244V246H184ZM196 245V241L194 243ZM215 244V245H214ZM134 245V244H133ZM134 245V246H135ZM138 245V244H137ZM146 245V244H145ZM154 245V244H153ZM160 245V244H159ZM186 245V244H185ZM193 245V244H192ZM191 245V246H192ZM195 245H193V248L195 250ZM143 246V245H142ZM141 246V247H142ZM152 246V244H151ZM174 246V244H173ZM172 246V247H173ZM188 246V244H187ZM190 246V245H189ZM197 246V245H196ZM205 246V245H204ZM260 247H258V249L261 248V245H259ZM127 247V246H126ZM136 247V246H135ZM181 247V246H180ZM199 247V248H200ZM203 247V245H202ZM206 247V248H208ZM132 246L129 248L131 249ZM138 248V246H137ZM146 248V247H145ZM151 248V247H150ZM156 248H158L156 246ZM162 248V247H161ZM178 248V247H177ZM181 248H185V247H181ZM179 248V249H181ZM189 248V247H188ZM198 248V249H199ZM115 249V248H114ZM128 249V248H127ZM128 249V250H129ZM159 249V248H158ZM166 249H169V245ZM166 249H164V252L166 251ZM198 249H197V252H198ZM210 249V250H211ZM262 249H263V246H262ZM262 249L260 251H262ZM132 250V249H131ZM134 250V249H133ZM140 250V249H138ZM149 250V249H148ZM147 248H146V251H148ZM154 250V249H153ZM172 250V249H171ZM175 250V248H174ZM178 250V249H177ZM176 250V252H177ZM187 250V249H185ZM203 250V248L201 249ZM256 250V249H255ZM113 251V250H112ZM111 251V252H112ZM117 251V250H116ZM127 251V250H126ZM130 251V250H129ZM128 251V252H129ZM143 251V250H142ZM145 251V250H144ZM169 252V250H167ZM166 251V252H167ZM179 251V250H178ZM182 251V250H181ZM189 251V250H187ZM248 251V252H247ZM119 252V251H118ZM116 252V253H118ZM150 252V251H149ZM160 252V251H159ZM175 252V251H174ZM193 252V251H192ZM211 254V257H207V254ZM259 252V251H258ZM130 253V252H129ZM136 253V252H135ZM134 253V254H135ZM153 253V252H152ZM185 253V252H184ZM183 253V254H184ZM207 253V254H206ZM257 253V252H255ZM111 254V253H110ZM115 254V253H114ZM121 254V253H120ZM133 254V255H134ZM138 254V253H137ZM176 254V253H175ZM173 254V255H175ZM180 254V253H179ZM193 254V253H192ZM200 254V252H199ZM261 254V253H260ZM113 255V254H112ZM111 255V256H112ZM117 256V254H115ZM129 255V254H128ZM127 255V256H128ZM136 255V254H135ZM134 255V256H135ZM143 255V254H142ZM141 255V256H142ZM166 255V254H165ZM171 255V253H170ZM169 255V256H170ZM189 255V254H188ZM203 255V254H202ZM115 258H119L120 257H116ZM137 256V255H136ZM152 256V255H151ZM155 256V255H154ZM187 256V255H186ZM195 256V254H194ZM204 256V255H203ZM260 256V255H259ZM263 256V257H262ZM114 257V256H113ZM129 257V256H128ZM131 257V256H130ZM165 257H168V256H165ZM171 257V256H170ZM183 257V256H182ZM193 257V256H192ZM111 258V257H110ZM132 258V257H131ZM137 258V257H136ZM143 258V256H142ZM147 258V256H146ZM160 258H162L160 256ZM169 258V257H168ZM173 258V257H172ZM188 258V256H187ZM186 258V259H187ZM190 258V257H189ZM203 258V257H201ZM200 258V259H201ZM210 258V259H209ZM257 258V259H256ZM128 259V258H127ZM141 259V258H140ZM150 260V258H148ZM166 259V258H165ZM170 259V258H169ZM194 259V257H193ZM195 259L198 260V257H196ZM194 259V260H195ZM259 259V260H258ZM110 260V259H109ZM121 260V259H120ZM134 260V258H133ZM147 260V259H145ZM159 260V259H158ZM161 260V259H160ZM171 260V259H170ZM176 260V258H175ZM174 259H172V264L177 262L178 261L176 260L175 261ZM182 259H179V261L181 262ZM184 260V258H183ZM193 260V261H194ZM203 261V263H200L199 264H205L206 261ZM114 261V260H113ZM130 261V259L128 260ZM154 261V260H153ZM152 261V262H153ZM166 261V260H164ZM174 261V262H173ZM187 261V260H186ZM192 261V260H191ZM199 261V260H198ZM119 262V260H118ZM118 262L115 261V263L117 264ZM142 262V260H141ZM149 262V261H146V263ZM155 262V261H154ZM162 262V261H161ZM168 262V261H167ZM170 262V261H169ZM205 262V263H204ZM112 263V262H111ZM114 263V264H115ZM140 263V262H139ZM183 263V262H182ZM185 263V262H184ZM189 263V262H188ZM191 263V262H190ZM193 263V262H192ZM191 263V264H192ZM196 263V262H195ZM142 264V263H141ZM161 264V263H160ZM163 264V262H162ZM197 264V263H196ZM208 264V263H206Z\"/></svg>",
	"mask_w": 264,
	"mask_h": 264
},
{
	"label": "rangeland",
	"instance_id": "obj_2",
	"mask_svg": "<svg viewBox=\"0 0 264 264\" xmlns=\"http://www.w3.org/2000/svg\"><path fill=\"white\" fill-rule=\"evenodd\" d=\"M190 60V59H189ZM189 60L187 61V63H189ZM193 59H191L190 60V62L192 61ZM185 63H186V61H185ZM193 63V62H192ZM192 63H190V64H192ZM232 63L234 64V65H232ZM227 64L230 66L229 68H230V70H229V68L227 67ZM187 65H189V64H187ZM237 65V63H236V61L234 62V60H233V62L231 61V60H229V63L227 62L226 63V67L228 68H226L225 70H224V72L222 73V77H221V79L223 78V80H220V81H218L217 83H216V80H215V78H213L214 77V75H211L212 73H210V72H206V73H200L198 76L199 77H197V79L198 78H200V80H195V81H199L198 83H196V86H197V84H198V86L200 87L199 89H198V86L197 87H195V89L197 90V91H199L198 93H195V94H198L197 96H196V98H195V94H194V100H196V102L198 103L199 101H200V98H201V100H202V105L204 104V103H206V101H204L203 99H202V97L203 96H205L206 94H208L209 93V89H211L210 90V92L213 90V88H214V90H213V92H211V94H213V95H216V94H214V92L216 91V89H221V90H218L217 91V93L219 92V93H221V95L222 94H224V95H222V97L224 96V98L226 99V101H228L229 100V102L227 103L226 101H225V99L223 98V101H224V103L226 104V108H227V104H229V106H230V104L231 105H234V107H232L231 106V109L233 108V110H230V109H228V108H230L229 106H228V114H230V115H228L226 112H225V114L228 116V117H230L231 116V114L233 113H235L236 111V113L234 114V116H231L230 117V119L232 120L233 118H237V121L235 120V119H233L232 121H231V124L232 125H228V124H230V119L229 118H227L226 119V115H223V113L222 112H224V111H226L225 109H223L222 110V112H219V114L218 115H220L219 116V118H217L219 121H221L220 123H218L217 125H216V130L218 131H216L215 132V129H213V131L214 132H212V133H214L215 135H217V133H218V137L216 138L215 136H214V134H211V132H210V134L211 135H213L212 136V141L214 140V137H215V139H216V141H217V144H215V142H214V144H212V145H214V146H212L211 145V140H210V145H211V147H209V146H207L208 148H218V144H220V147L219 148H222L223 149V151L225 152L226 151V153H223V155L226 157V159H224L223 157L224 156H222V149L220 150V152H219V148L217 149L218 150V155L220 156H218L216 153H217V151H216V149H212V150H215V151H213L212 152V150H209L208 149V151H207V148L206 149H204V147H200L198 144V146L200 147V151L202 150L201 148H203V151H201V152H199L198 153V151H199V148H197V145L195 144V137H194V139H193V136H195V134L193 135V132L191 131V130H189V129H186V128H184V129H186V131H184V132H186V134H185V137L183 136V142H182V138H176V141H174L173 139H168L167 141L164 139V138H157L154 134H156V132H158V130H159V127L157 128V124H160V123H166V121H171L172 119L171 118H173V119H176V118H179L180 119V117L179 116H181V113L180 112H182V110L180 111V108L182 109L183 107H181L179 104H178V102H180V101H178V100H174V98H173V100L177 103H175L174 101H172L171 100V105L170 104H168V102H166V101H168V99H165V100H163V98H159V100H161V101H159L158 100V97L157 98H154L155 100L157 99V101L158 102H160L159 104H158V102L157 101H155V102H157V103H154V100H152V102L150 103V101L151 100H149V101H147L146 99H145V92H144V90L142 89V91H140L141 92V94L144 96L142 99H140L141 97H140V95L141 94H139V93H137V92H139V91H133L134 89H132L131 90V92H130V95H131V93H133L134 95L131 97V98H133V100L132 101H129V100H127V101H125V102H123V101H117L118 99H123V97L121 98L120 96V98L118 97L117 98V96H116V92L118 91L117 89V91L116 90H114V91H116L115 93H113V94H115V95H113V96H111V94H112V92H114L112 89H115V87H116V85L112 88V89H110V91L109 92H104V94H103V92H101L102 94H103V97L105 96L106 97V95L105 94H107L108 93V95H107V99L106 98H103V100H105V101H107L106 103H105V105L106 106H110V108L108 109V107H106L104 104H102V106L105 108V110H104V108L103 109H100L101 111L103 110V114H105L106 115V119H104L103 117H105V115L103 116V117H101V118H99V117H97V118H95V117H93L94 115V113H97L96 112V110H92L91 112H90V110L91 109H94L95 108V105H97V104H95V105H92V106H89V107H87V106H84L83 108H82V106L80 105V107H79V105L78 106H74V104L73 103H71V104H69L71 101V98L70 97H68V96H65V99H63L64 100V102H63V100H62V98H64L63 96H62V98L61 97H59V99H57L58 97H54V98H52L53 96H51V98H52V100L54 101H56L57 103L58 102H62V104L63 103H65V100H66V104H67V99H66V97L68 98V100L70 101L67 105H65L64 106V104L63 105H61V104H55L54 106H53V104L51 103V105L50 106H48V103H50V102H52V100L49 98L50 96H49V94H48V98L51 100L50 102H46L47 103V105H45V102L43 101V103H44V105H42L41 104V106H38V110H37V108L35 109L34 107L36 106L37 107V105L39 104L38 102H39V99H40V103H42V98H39L37 101V103H35L36 102V100L32 103V104H34L35 103V105H31V102H32V99H31V102H28L27 103V105L29 104L31 107H32V109H31V107L30 106H28L27 108L26 107H23L22 109H23V111L21 110V108H20V110H16L15 108H18V107H13V106H9V107H7V109H5L6 107H4V109L6 110V113H5V111H4V109L2 108V109H0L1 111L3 110V112L5 113V115H6V117H4L5 119L7 118V121L3 118V116H5V115H2L1 113H0V116L2 115V117H0L1 119L3 118L4 119V121H6V122H4L3 121V119L1 120L0 119V128H1V130L4 132H2V131H0L1 133H3V134H1L0 135V144H5L4 145V147L1 145L0 146V148L2 149H0V156L2 155L1 153H4L5 151H6V153H4V155H2V157H0V166H1V169H0V182H2V183H4V184H2V183H0V264H114L115 263V261L116 262H118V260H119V262L117 263V264H162V262H163V264H172V259H174L175 260V258H176V260L178 261V263L177 262H175V263H173V264H191L192 262V264H199L200 263V261H201V263H203V261L206 259L207 260V258H205V253H203L205 250V252H207L208 250H209V252L211 251V253L213 252V250L214 249H211V248H214L213 247V245L209 242V245L210 246H212L211 248L210 247H208V243H207V241H212V239H211V237H209V235L211 236V233H212V231H213V235H215L217 232H218V229L216 228V230H214L215 228H214V226H213V224L210 226L209 225V223L208 222H210V221H208V220H210V216L212 217V214H217L215 211H217L219 208H217V201H216V199H214L215 197L217 198V194L215 195V193L217 192V189L218 190H220L221 188V185H220V187H217L216 188V190H214V189H212V185L214 184H212V183H209V184H207L206 182H209V180L208 179H210L211 178V176L212 175H210L212 172H214V170H218V171H220L219 169H226L227 170V168H228V166H229V164H230V166H232L231 168H230V170H227V171H234L235 170V172L236 173H241V172H239L238 170H240V168H241V166H239L242 162L241 161H243V160H241V161H239L238 162V160L240 159L239 157V159L237 160V157H235V156H240V154L239 153H234V152H238V150L240 151V148H238L239 147V145L240 144H242V143H244L245 145L248 143V145H249V143L250 144H252V142H253V144L254 143H256V144H258V146H260L259 144H261L262 143V140H264V139H262V138H264V136H262V134L264 135V133L262 132V134H260L261 136H262V138L260 139H258V141L257 142H259V143H257L256 142V140L255 139H257L256 137H253L256 133H258V132H261L260 130H258L259 129V126L261 127L262 126V128L264 129V126H263V124H262V122L261 121H263L264 119L262 118V117H264V115H262V114H264L263 113V108H262V105L264 106V97L262 98V97H260V96H264L263 94H264V92H263V89L262 90H260V88L258 89L257 87H261V86H257V87H255V86H253L252 85V88L255 90V92H256V97L257 96H259V97H257V100H256V98L253 96L254 94H255V92H254V90L253 91H251L249 88H251V86L250 85H248L249 84V77L246 75L247 74V70H246V72H244V67L245 66H243L242 68L244 69H242V71H241V69H240V67L241 66H239L240 64L238 63V66H236ZM233 66V67H232ZM236 67H238L239 68V70H237L236 69ZM233 68H234V70H233ZM246 68V67H245ZM233 70V72H231ZM237 72H239L240 73V75H242V76H239V75H237V74H239V73H237ZM241 72H244L245 74H241ZM208 73H209V75H208ZM224 73H226L227 74V76L229 75V77H227ZM237 73V74H236ZM207 74V75H206ZM232 74L235 76V77H233L232 76ZM201 75V76H200ZM224 75V76H223ZM243 75H246L247 76V78H246V76H244L243 77ZM205 76V77H204ZM209 76V77H208ZM203 77V78H202ZM209 79H208V78ZM212 77V78H211ZM238 77H241L240 78V80L241 79H243L244 81L242 82V80L240 81L239 80V78ZM231 80V82H233V83H231L230 82V80ZM233 78H235V79H233ZM202 79L203 80H205L206 82H205V84L204 83H202ZM207 79V80H206ZM213 79V80H212ZM224 79H227L226 80V82H225V80ZM209 80V81H208ZM210 80H212V81H214V82H212V81H210ZM229 80V81H228ZM236 80V81H235ZM237 80L240 82V83H242V84H245L244 82H245V80H247L246 81V84L248 85V87L247 86H245V87H243L242 86V84H240L239 82H237ZM223 83H222V82ZM105 82H106V79H105ZM190 82H192V81H190ZM189 82V84H188V86L191 84ZM201 82V83H200ZM204 82V81H203ZM230 82V83H229ZM237 82V83H236ZM210 83H211V87L212 88H210ZM216 83V85L214 86V84ZM222 83V84H221ZM225 83V84H224ZM228 85H227V84ZM205 85L204 87H203V85ZM213 84V85H212ZM220 84V85H219ZM231 84H236V85H231ZM240 86H242V87H240ZM245 84V85H246ZM201 85V86H200ZM222 85V86H221ZM224 85H226V88L224 87ZM256 85V84H255ZM206 86H209V88H207L208 90H204L205 89V87ZM220 86V87H219ZM231 86V87H230ZM236 86H239V89L241 88L242 89V92H240L241 91V89L239 90V92H238V87H236ZM222 87H224V89L226 90V93H229V95H230V97L232 98V99H230V97L228 98V96H227V94L225 93V90L222 88ZM190 88H192V85H190L189 86V89ZM204 90V91H207V92H204L202 89ZM230 88H235L234 89V91H236V92H232L231 93V91L233 90V89H230ZM245 88V89H244ZM257 90H256V89ZM262 88V87H261ZM230 89V90H229ZM246 89H248L247 91L249 92V90L252 92H250L251 94H252V96H253V100H251V102L253 103H249L248 101H247V103L248 104H252L253 106H251L250 105V109H249V107H248V104H246L245 103V101L246 100H249L250 101V99H252V96H250L249 97V93L248 94H246L247 93V91H246ZM111 90H112V92H111ZM138 90H141V89H138ZM156 90V89H155ZM202 90V92H204V94L202 93V92H200ZM223 90H224V92H223ZM228 90V91H227ZM245 90V91H244ZM133 91V92H132ZM152 91L154 92V89H152ZM196 91V92H197ZM221 91V92H220ZM244 91V92H243ZM261 91V92H260ZM111 92V93H110ZM145 94H144V93ZM146 92H150V90L149 91H146ZM258 92V93H257ZM118 93V92H117ZM135 93L137 94L136 95V97H135ZM152 93V92H151ZM244 93L246 94V96L244 95ZM254 93V94H253ZM262 94V95H260V94ZM102 94H100V95H102ZM154 94H155V92H154ZM199 94L200 95H202V97H200L199 96ZM239 94V95H238ZM111 97H110V96ZM231 95H235L234 97L233 96H231ZM137 96H138V98H137ZM199 96V97H198ZM227 96V97H226ZM239 96V97H238ZM246 98H245V97ZM101 97V96H100ZM135 97V98H134ZM206 97H207V95H206ZM205 97V98H206ZM208 97L209 98H211V97H213L212 95H210L209 96V94H208ZM248 97H249V99H248ZM47 98V99H48ZM61 98V99H60ZM204 98V99H205ZM209 98H207V100L209 99ZM228 98V99H227ZM239 98V99H238ZM245 100H244V99ZM33 99H35V98H33ZM44 99H46L45 97H43V100ZM135 99H137V100H135ZM199 99V100H198ZM254 99H255V101H254ZM260 99H262L260 102H258V100H260ZM60 100V101H59ZM116 100V101H115ZM124 100V99H123ZM135 100V101H134ZM139 100H140V104H142V106L138 103L139 102ZM162 100L164 101V103L162 102ZM206 100V99H205ZM230 100H233V102H235V103H237V104H235V103H233V102H231L230 103ZM46 101V100H45ZM49 101V100H48ZM144 101V102H143ZM146 101H147V103H146ZM178 101V102H177ZM241 101V102H240ZM60 102V103H61ZM102 102V103H103ZM110 102H112V104L110 103ZM117 104H116V103ZM119 102V103H118ZM133 102V103H132ZM135 102V103H134ZM163 104H162V103ZM195 102V103H196ZM254 102H257L258 103V105H257V103H254ZM115 103V104H114ZM123 103V104H122ZM150 103V105H148V107H146L147 105L146 104H149ZM156 104V105H154V104ZM174 103L176 104V105H174ZM244 103H245V105H244ZM261 105H260V104ZM263 103V104H262ZM109 104V105H108ZM132 104H134V105H132ZM166 104V105H165ZM199 105H201L200 103H198ZM225 104H223V105H225ZM24 105H26V104H24ZM26 105V106H27ZM40 105V104H39ZM59 105V106H58ZM129 105V106H128ZM136 105H137V107H136ZM144 105H146V106H144ZM154 105V106H153ZM159 105V106H158ZM163 107H162V106ZM169 105H170V107H169ZM179 105V106H178ZM205 105V104H204ZM240 107H239V106ZM259 107V109H258V107ZM1 106V105H0ZM46 108H45V107ZM62 106H64L63 108H66V109H68V107L69 108H72V109H74L73 110V113H76V114H73L72 115V117L74 118H71L70 116H71V111H69V112H66V109L65 110H62ZM67 106V107H66ZM93 106H94V108H93ZM123 108V109H121V107ZM133 106V108H130V107H132ZM156 106V107H155ZM182 106H183V104H182ZM237 106H238V108H237ZM245 106V107H244ZM255 106V107H254ZM43 107V108H42ZM51 107V109L52 110H54V112L53 111H51L49 108ZM55 107V108H54ZM61 107V108H60ZM75 107H77L76 109H75ZM78 107H79V109H78ZM99 107V106H98ZM97 106H96V108H98ZM128 107V109L130 110V111H128V109L126 110V108ZM139 107V108H138ZM145 107V108H144ZM150 107H152V108H150ZM155 107V108H154ZM160 107V108H159ZM166 109H165V108ZM168 107V108H167ZM180 107V108H179ZM246 107H247V110H249V111H244V109H242V108H245L246 109ZM8 108H9V110L12 112V110H13V108L15 109L13 112H12V114L11 113H9V110H8ZM24 108H25V110H24ZM29 108V109H28ZM34 108V109H33ZM48 108V109H47ZM54 108V109H53ZM80 108H81V110H82V112H80L81 110H80ZM86 108V109H85ZM89 108V109H88ZM116 108V109H115ZM149 108V109H148ZM179 108V109H178ZM211 108V107H210ZM209 108V109H210ZM225 108V107H224ZM237 108V110L235 111V109ZM255 110H254V109ZM19 109V108H18ZM26 109H27V111H26ZM88 109V110H87ZM99 109V108H98ZM97 109V111L99 112L100 110H98ZM112 109V110H111ZM125 109V110H124ZM135 109V110H134ZM140 109V110H139ZM170 109V110H169ZM171 109L172 110H174L175 111V113L176 114H173V112L174 111H171ZM177 109V110H176ZM239 109V110H238ZM260 109H262V113L260 112L261 110ZM8 110V111H7ZM37 111V112H35V111ZM58 110H59V113H58ZM64 112H62V111ZM78 110H80V111H78ZM85 110V111H84ZM121 110V111H120ZM123 110V111H122ZM146 110V112H143V111H145ZM165 110H167V111H165ZM169 110V111H168ZM180 112H179V111ZM211 110H212V108H211ZM243 110V111H242ZM19 111H20V113H19ZM32 111H33V113H32ZM62 112V116L60 115V113ZM77 111H78V113H77ZM87 111H88V113H87ZM110 111V112H109ZM116 113V116H115V113ZM119 111V112H118ZM126 111V112H125ZM138 112V113H136V112ZM157 111L158 112H160V113H157ZM171 111V112H170ZM206 111V110H205ZM209 111V110H208ZM207 111V112H208ZM233 111V112H232ZM235 111V112H234ZM240 111V112H239ZM251 111V112H250ZM257 111H259V113H261V115H262V117H260V116H258L259 115V113L257 112ZM2 112V113H3ZM17 112H18V114L20 115H18L17 114ZM24 112V113H23ZM26 112L27 113H29V114H26ZM39 112V113H38ZM85 112L87 113V114H89V115H91V116H88L87 114H85ZM106 112V113H105ZM129 112H130V115H129ZM142 112V113H141ZM149 112V113H148ZM157 114H156V113ZM164 112V113H163ZM166 112V113H165ZM168 112H170V113H168ZM211 112H213V114H214V111H211ZM210 112V113H211ZM229 112H232V113H229ZM245 112H249V113H244ZM254 112V113H253ZM30 113H32V114H34V115H36V116H39L40 118L41 117H44V116H46V115H48V116H46V117H51V122L50 123H53V121H54V124L56 123V125H54V129H53V127H52V130L54 131H52V130H50L51 129V126H50V123H49V126L47 127V128H44V130H43V128H41L42 127V125L39 123V122H37L38 124H39V126H38V124H37V126H38V129H41V130H43L44 131V134H42L43 133V131H42V133L41 132H39V131H41V130H38L37 129V131H38V134L37 135H39V133H41L42 134V138H40V137H38V138H35L36 136V134L34 133V132H37L36 131V128H34V125H35V127H37L36 126V116H34V115H32V114H30ZM40 113H41V115H40ZM53 113V114H52ZM56 113H58V114H56ZM65 113L67 114V113H69V114H67L66 115V118L64 119L63 118V120L65 121V123H64V121H62V118L61 117H63L64 115H65ZM83 113V115H81V114ZM111 113V114H110ZM112 113H114V114H112ZM121 113V114H120ZM134 113V114H133ZM177 113H178V115H177ZM216 113V112H215ZM257 113H258V115H257ZM7 114H10V115H7ZM14 114L15 115H18L17 116V118L14 116ZM23 114V115H22ZM52 114V115H51ZM56 115V117H54L55 115ZM141 114H143L142 115V117H141ZM151 114V115H150ZM208 114H209V112H208ZM212 114V113H211ZM242 116H244V117H240L241 115ZM252 114H253V117H252ZM14 117H13V116ZM26 115L28 116V118L30 117V119H27V117H26ZM31 115H32V117L34 116L35 118L31 121V123L32 124H29L30 123V120H31ZM43 115V116H42ZM58 115V116H57ZM60 115V116H59ZM77 116V118L75 119V117ZM80 115V116H79ZM85 115L87 116V119L86 120H84V121H87L90 117H91V119H93V123L94 124H92L91 126L89 125L88 126V124H89V122L91 121V123H92V120L91 119H89V122L87 121V126H86V124L84 123V126L85 127H83V123H82V121H83V119H85L86 117H85ZM113 115V116H112ZM134 115V116H133ZM146 115V116H145ZM157 116V118H159L160 119V121H157V120H159V119H156V116ZM160 115V116H159ZM172 115H173V117H172ZM175 115V116H174ZM177 115V116H176ZM182 115H184V117L182 118V116H181V118L182 119H184L185 118V116H187L186 115V113H184L183 114V112H182ZM218 115H216V116H218ZM221 115H223V116H221ZM240 115V116H239ZM249 115H251L250 116V119H251V122L254 120V123L253 124H255L254 126H252L253 124L250 122V120H249ZM67 116H68V119H67ZM80 118H79V117ZM117 116H119V117H117ZM124 116V117H123ZM126 116V117H125ZM138 116H140V117H138ZM150 116H152V117H150ZM236 116H238V117H236ZM256 116H258V117H260V118H257ZM18 117H19V119H18ZM25 118V119H23L24 120V122H23V120H22V118ZM58 117H60V118H58ZM65 117V116H64ZM69 117H70V119H69ZM137 117V118H136ZM143 117H145V118H143ZM165 117V118H164ZM174 117H176V118H174ZM220 117L222 118V117H225V121L227 122V123H225V125L226 126H228V127H224V128H222L223 126H225L224 124H223V122H222V120H223V118L222 119H220ZM233 117V118H232ZM248 118V120H249V122H248V120H247V118ZM253 119H252V118ZM9 118V119H8ZM11 118L13 119L12 121H14V122H12L11 121ZM14 118H16V119H14ZM54 120H53V119ZM57 118H58V120H57ZM81 118H82V121H80L81 120ZM125 118H128V119H125ZM132 118V120H133V122H132V120H130ZM242 118V119H241ZM256 118V119H255ZM27 119V120H26ZM60 119V120H59ZM72 119V120H71ZM77 119H79L78 121H80V122H78L77 121ZM97 119V120H96ZM100 119H102L101 121H100ZM111 119H113V120H111ZM137 119V120H136ZM139 119V120H138ZM150 119V120H149ZM153 119H155V120H153ZM179 119H177V120H179ZM216 119V118H215ZM244 119V120H243ZM258 119V120H257ZM262 119V120H261ZM21 120H22V122H21ZM26 120V121H25ZM55 120H56V122H55ZM70 121V123H69V121ZM75 120V121H74ZM97 121H100V123L98 122L97 124H95ZM104 120V121H103ZM119 122H118V121ZM240 120H243V122H245L246 123V121L248 122V127L249 126H251L252 128H254L255 126H256V128L258 127V131L257 130H255V131H257L256 133H254V134H252V135H250L251 134V129H249L248 127H247V125L246 124H242V122L240 121ZM261 120V121H260ZM4 123H2V122ZM33 121L35 122V124L33 123ZM38 121V120H37ZM61 123H60V122ZM83 121V122H84ZM114 121V122H113ZM121 121H125V123L124 122H121ZM148 121V122H147ZM159 122V123H155V125H153L154 124V122ZM162 121V122H161ZM164 121V122H163ZM180 121V120H179ZM224 121V122H225ZM234 121V122H233ZM256 121V122H255ZM259 121V122H258ZM16 122V123H15ZM66 122H68V124H66ZM102 122V123H101ZM117 122V123H116ZM234 124H233V123ZM264 122V121H263ZM11 125H10V124ZM13 123H15L16 124V127L17 128H20L21 126H24L23 127V129L25 130L27 127H28V129L29 130H27V131H30V128L29 127H32L33 128V130H34V132H33V130H32V128H31V130L32 131H30V132H26V131H21V130H19L20 132H21V134H23V135H21L20 134V132L19 131H17L16 132V127H15V124L13 125ZM20 123H22L21 125H20V127H18L19 125L18 124ZM23 123H24V125H23ZM26 123V124H25ZM57 123H60L59 125H63V124H66L65 126L63 125L62 127L60 126L59 127V125H57ZM63 123V124H62ZM71 123H73V124H71ZM150 123V124H149ZM222 123V126H221V129L222 130H220V125L219 124H221ZM236 123H237V127L239 126L240 127V129L239 128H236ZM241 123L242 124V126L244 125V126H246L247 128H245L246 130H247V132H250V134L249 133H247V134H249L248 135V137H249V140H248V138L247 137H245V136H247V134L246 133H244V131H243V129H244V127H242L241 126V124L239 125V124ZM259 123V124H258ZM5 124H7V125H5ZM71 124V125H70ZM112 124V125H111ZM119 124V125H118ZM123 126H122V125ZM250 124H252V125H250ZM262 124V125H261ZM3 125H5L7 128H5ZM8 125H10V132H8L9 130H7V129H9L8 128ZM18 125V126H17ZM25 125H27L26 127H25ZM29 125H31V126H29ZM40 125H41V127H40ZM52 125V124H51ZM52 125V126H53ZM76 125V126H75ZM79 125H81V126H79ZM111 125V126H110ZM116 125V126H115ZM125 125H127V126H125ZM130 127H129V126ZM145 125V126H144ZM147 125H149V126H147ZM218 125H219V127H218ZM58 126V127H57ZM69 126H71V127H73V129L71 128V127H69ZM100 128H99V127ZM110 126V127H109ZM114 126V127H113ZM132 126V127H131ZM154 126H155V128H154ZM232 126H233V128H234V130H233V128H232ZM4 127V128H3ZM11 127L14 129H11ZM15 127V128H14ZM67 127V128H66ZM79 127V128H78ZM91 127H92V129H91ZM94 127V128H93ZM106 127V128H105ZM116 127V128H115ZM118 127H121L120 129L118 128ZM127 127V128H126ZM133 127H135V128H133ZM144 127V128H143ZM56 128H58V129H56ZM76 128V129H75ZM84 128V129H83ZM89 128V129H88ZM98 128V129H97ZM115 128V130H112V129H114ZM128 129V130H126V129ZM138 128H139V130H141V131H139L138 130ZM146 128V129H145ZM153 128V129H152ZM161 128V127H160ZM228 128V129H227ZM232 128V129H231ZM256 128H254V129H256ZM6 129V130H5ZM84 131H83V130ZM96 129V130H95ZM105 129H106V131H105ZM110 129V130H109ZM123 129H124V131H123ZM137 131H136V130ZM163 129V128H162ZM224 129H226V130H224ZM236 129H238V130H240V131H238V130H236ZM244 129V130H245ZM250 131H249V130ZM254 129H253V131H254ZM261 129V128H260ZM11 130H13V131H11ZM46 130V131H45ZM56 130H57V134H56ZM64 132H63V131ZM72 130H73V132H72ZM88 130V131H87ZM91 130L93 131V132H91ZM96 131V134L94 133L95 131ZM98 130V131H97ZM120 130V131H119ZM126 130V131H125ZM132 130V131H131ZM133 130H135V131H133ZM144 130V131H143ZM150 130V131H149ZM152 130V131H151ZM156 132H155V131ZM187 130H189V131H187ZM211 130H212V128H211ZM226 132V133H230V131H232L230 134H228V135H233L234 133H236L235 134V136L237 137H235L236 139H233V137H234V135H233V137H232V139H230V140H226L225 139V137H227L228 138V136H227V134L224 132V131ZM228 130H229V132H228ZM245 130V131H246ZM48 131V132H47ZM60 131V132H59ZM76 131V132H75ZM103 131H105V132H103ZM114 131V132H113ZM119 131V132H118ZM128 131V132H127ZM130 131V132H129ZM223 133H222V132ZM235 131V132H234ZM236 131H238V133L236 132ZM253 131H252V133H253ZM254 131V132H255ZM262 131H264V130H262ZM27 133V135H29V133H32V135L30 134L29 135V138H24V136L25 137H27V135H26V133ZM56 135V137H57V139H59V137H60V140H57L56 139V137L54 136V134ZM73 134H72V133ZM87 132H89V133H87ZM107 132V133H106ZM108 132H109V134H108ZM126 132V133H125ZM135 132H137V134L135 133ZM139 132H140V134H142V132H145V133H143L142 135H141V137H140V134H139ZM155 132V133H154ZM191 132H192V136H189V138H188V135H187V133H189V134H191ZM239 132H242V134H244L243 136H242V134L240 133L239 134ZM34 133V134H33ZM45 133H47V135H48V138H47V135L45 134ZM58 133H60L59 135V137H58ZM67 133V134H66ZM88 134V135H90V136H92V137H88V135H85V134ZM91 133H93V134H91ZM103 133V134H102ZM114 133V134H113ZM120 133V134H119ZM129 133V134H128ZM136 135L137 137H134V135ZM16 135L15 136V138H13V136H11V135ZM17 134H20V136L18 135L17 136ZM25 134V135H24ZM40 134V135H41ZM49 134H53V137H54V139H56L57 140V142H56V140H53V142L51 141V135H49ZM69 134V135H68ZM78 134V135H77ZM80 134H84L83 136H86L85 138L81 135L80 137H79V135ZM96 136H95V135ZM98 134V135H97ZM100 134V135H99ZM111 134V135H110ZM119 136L120 135V137H118L117 135ZM124 134V135H123ZM126 134H128V135H126ZM146 135V137L148 138H146L145 137V135ZM153 134V135H152ZM225 134V135H224ZM240 135V137H242V138H247V139H245V141L243 140L242 141V139H239L240 137H239V135ZM35 137H34V136ZM46 135V136H45ZM61 135H63V136H61ZM75 135V136H74ZM110 135V136H109ZM126 135V136H125ZM151 135V137H149ZM162 135H164V133L162 134ZM221 135L224 137V141L225 142H223V138L221 137ZM258 134H256V136H257ZM260 135H258V136H260ZM67 136V137H66ZM73 136V137H72ZM78 136V137H77ZM109 136V137H108ZM131 136V137H130ZM133 136V137H132ZM142 136H143V138H142ZM154 136V137H153ZM161 136V135H160ZM159 136V137H160ZM229 136V138H231ZM251 136V137H250ZM3 137H5V138H3ZM16 137H18V138H16ZM32 139H31V138ZM45 137V139H43ZM52 137V138H53ZM75 137H76V139H75ZM94 137V138H93ZM103 137H105V138H103ZM123 137H124V139H126V140H124L123 139ZM163 137V136H162ZM192 137V138H191ZM211 137V136H210ZM239 137V138H238ZM252 137L253 138H255V139H252ZM23 138V139H22ZM69 138V139H68ZM81 138H83V139H81ZM93 139V141L91 142V139ZM103 138V139H102ZM109 138V139H108ZM135 139V140H133V139ZM140 138V139H139ZM191 138V139H190ZM218 138H220L219 140H218ZM228 138V139H229ZM5 139H8L9 141L8 142H6V140ZM11 139V140H10ZM36 139H38L39 140V142L40 141H46V142H44V144L43 145H45V143H47V140H48V142L50 141V143L55 147V148H57L58 147V149H57V151L55 150V149H53V146L49 143H47V145H45V147L43 146V145H41ZM41 139V140H40ZM43 139V140H42ZM62 139V140H61ZM64 139H66V140H64ZM73 139V140H72ZM78 139H81V141H80V143L82 144H80V143H78ZM86 139H88V140H86ZM108 139V140H107ZM123 139V140H122ZM131 141H130V140ZM143 139V140H142ZM151 139V140H150ZM153 139V140H152ZM158 141V142H160V143H158V142H156V140ZM161 139V140H160ZM188 139H189V142H192V144H191V146H192V148L190 149V147L188 146V144L190 145V143L188 142ZM4 140H5V142H4ZM13 140V141H12ZM18 140V141H17ZM19 140H21V141H19ZM24 140H26V141H24ZM29 140V141H28ZM30 140H31V143H29L28 144V142H30ZM34 142H33V141ZM67 140H69V141H67ZM129 140V141H128ZM133 140V141H132ZM138 140V141H137ZM146 140H147V142H149V143H147L146 142ZM160 140V141H159ZM164 140H165V143H164ZM187 140V141H186ZM192 140V141H191ZM233 140V141H232ZM234 140H236L237 142H240V143H237L236 141H234ZM241 140V141H240ZM247 140V141H246ZM251 140H253L252 142H250ZM18 143H17V142ZM60 141V142H59ZM75 141V142H74ZM77 141V142H76ZM103 141V142H102ZM110 141V142H109ZM114 141V142H113ZM119 141V142H118ZM127 141V142H126ZM134 141H135V143H134ZM137 141V142H136ZM140 141H142V142H140ZM145 141V142H144ZM155 141V142H154ZM185 141V142H184ZM218 141H220V142H218ZM226 141H227V143L229 142V141H231V142H229L230 143V146H232L233 148H234V146L236 145L237 146V144H238V146L236 147L235 146V148L233 149H231V147L229 146L227 149H230L231 151H229L228 150V152H227V150H226V148H225V146H226ZM2 142V143H1ZM38 142V143H37ZM42 142V143H43ZM59 142V143H58ZM69 144H68V143ZM75 144H74V143ZM93 144H91V143ZM99 142V143H98ZM131 142H132V144H131ZM139 142V143H138ZM175 142V143H174ZM224 144H223V143ZM234 142V143H233ZM10 143V144H9ZM20 143V144H19ZM33 143H35V144H33ZM72 143V144H71ZM88 143V144H87ZM96 143V144H95ZM104 143V144H103ZM124 143H125V145H124ZM127 143V144H126ZM142 145H141V144ZM145 143V144H144ZM150 143H151V145H150ZM160 144L161 145V147H160V145H157V144ZM169 143H171V144H169ZM183 143V145H181ZM187 145H186V144ZM237 143V144H236ZM36 144H38V146H40L41 148H38V146L36 145ZM40 144V145H39ZM56 144H58V145H56ZM64 144H65V146H64ZM67 144V145H66ZM71 144V145H70ZM87 144V145H86ZM90 144V145H89ZM108 144H109V146H108ZM112 144V145H111ZM128 144H129V146H128ZM133 144H135L134 146H133ZM154 144H156V145H154ZM166 144V145H165ZM168 144V145H167ZM175 146H174V145ZM176 144H177V147H176ZM232 144H235V145H232ZM252 144V145H253ZM256 144H254L253 146L255 147H257V145ZM15 145V146H14ZM18 145V146H17ZM23 145V146H22ZM29 145V146H28ZM32 145V146H31ZM50 145V146H49ZM70 147H69V146ZM96 145V146H95ZM99 145V146H98ZM121 145V146H120ZM148 145V146H147ZM184 145H186V147H184ZM194 145H196V146H194ZM221 145H225V146H221ZM243 145V144H242ZM248 145H246L245 147H247L248 149L246 150V149H244L243 148V146H242V148H243V152H245L246 153V151H248L249 150V152H251L252 150L249 148V146ZM14 146V147H13ZM63 146V147H62ZM74 146V147H73ZM83 148V146L85 147V149L83 148H81V147ZM139 146V147H138ZM142 146H143V149H142ZM156 146H158V148L156 147ZM164 146V147H163ZM184 148H186L185 149V151H183V147ZM188 146V147H187ZM194 146V147H193ZM228 146V145H227ZM6 147H7V149H6ZM12 147V148H11ZM16 147V148H15ZM22 147V148H21ZM91 147V148H90ZM112 147V148H111ZM117 147H119V148H117ZM126 147V148H125ZM128 147V148H127ZM137 147V148H136ZM149 147H150V150H149ZM163 147V148H162ZM166 147V148H165ZM173 147V148H172ZM179 147V148H178ZM196 147V148H195ZM224 147V148H223ZM240 147H241V145H240ZM262 147V146H261ZM260 147V148H261ZM4 148H5V150H4ZM8 148H10V149H8ZM45 150H44V149ZM71 148V149H70ZM89 148V149H88ZM101 148V149H100ZM105 148V149H104ZM107 148V149H106ZM129 148H130V150H129ZM141 148V149H140ZM155 148V149H154ZM168 149V150H165V149ZM190 150H189V149ZM193 148H194V151H195V149H196V152L194 153V151H193ZM241 148V149H242ZM251 148H253L252 146H251ZM259 148V147H258ZM258 148L256 149V150H258ZM22 149V150H21ZM24 149V150H23ZM29 149V150H28ZM63 151H62V150ZM78 149H81V150H78ZM88 149V150H87ZM95 149H96V151H95ZM99 149V150H98ZM104 149V150H103ZM114 149V150H113ZM119 149V150H118ZM133 150V152H131L132 150ZM162 149V150H161ZM164 149V150H163ZM181 151H180V150ZM225 149V150H224ZM237 151H236V150ZM3 150H4V152H3ZM9 150H11V152L9 151ZM14 150H16V151H13ZM19 150V151H18ZM38 150V151H37ZM41 150V151H40ZM43 150V151H42ZM51 150V151H50ZM56 151V152H53V151ZM59 150H61V151H59ZM85 150H87L86 152H85ZM94 150V151H93ZM111 152H110V151ZM118 150V151H117ZM124 150V151H123ZM136 150V151H135ZM142 150H144V151H142ZM145 150H147L146 152H145ZM156 152H154V151ZM161 151V153H160V151ZM170 150V151H169ZM186 150L188 151H190V153H189V151L188 152H186ZM193 152H192V151ZM205 150V151H204ZM234 150V151H233ZM251 150V151H250ZM254 150V149H253ZM259 150H261V149H259ZM258 150V151H259ZM9 151V152H8ZM24 151V152H23ZM26 151V152H25ZM45 151V152H44ZM64 151H65V153H64ZM69 151V152H68ZM77 151V152H76ZM82 151H83V153H82ZM99 151V152H98ZM114 151V152H113ZM140 151V152H139ZM158 151V152H157ZM165 151V152H164ZM176 151V152H175ZM242 151V150H241ZM240 151V152H241ZM12 152H13V154H12ZM28 152V153H27ZM39 152H41V153H39ZM52 152V153H51ZM72 152V153H71ZM74 152V153H73ZM78 152H81V153H78ZM85 152V153H84ZM89 152V153H88ZM92 154H91V153ZM94 152H98L97 153V155H96V153L94 154ZM119 152V153H118ZM130 152V153H129ZM137 152V153H136ZM139 152V153H138ZM142 152V153H141ZM164 152V153H163ZM169 152H170V154L171 155H169ZM178 152V153H177ZM194 153L193 155H189L188 157H186L188 154H192V153ZM203 152V153H202ZM206 154H205V153ZM208 152V153H207ZM211 152V153H210ZM231 152V154L233 155V157H231L230 155H229V153ZM253 152V151H252ZM254 152H255V154H257L256 153V151L254 150ZM262 152V151H261ZM33 153V154H32ZM44 153V154H43ZM64 153V154H63ZM68 153H70V154H68ZM76 153V154H75ZM104 153V154H103ZM109 153V154H108ZM115 153V154H114ZM127 153V154H126ZM129 153V154H128ZM141 153V154H140ZM188 153V154H187ZM198 153V154H197ZM245 153H242L241 155L243 156V155H245ZM5 154H8V155H5ZM10 154H12L11 156H10ZM19 154H20V156H19ZM36 154V155H35ZM53 154H56L55 155V157H54V155ZM58 154V155H57ZM72 154V155H71ZM84 154V155H83ZM85 154H86V156H85ZM90 154V155H89ZM112 154L114 155V156H112ZM117 154V155H116ZM121 154V155H120ZM124 154V155H123ZM126 154V155H125ZM135 154V155H134ZM148 154V155H147ZM156 155V156H153V155ZM159 154V155H158ZM163 154H165L164 155V157H162V155ZM176 154V155H175ZM178 154H179V156H180V158L178 157ZM185 154V155H184ZM187 154V155H186ZM212 154V156H210ZM213 154H214V156H213ZM226 154V155H225ZM235 154V155H234ZM238 154V155H237ZM252 154V153H251ZM23 155V156H22ZM26 155V156H25ZM28 155V156H27ZM34 155V156H33ZM37 155H40V156H37ZM47 155V156H46ZM51 155V156H50ZM53 155V156H52ZM62 155L64 156V157H62ZM105 155V156H104ZM119 155V156H118ZM139 155V156H138ZM141 155V156H140ZM198 157H197V156ZM209 155V156H208ZM5 156H6V158L7 159H5ZM18 156V157H17ZM35 156H36V158H35ZM44 156V157H43ZM50 157V159H49V157ZM57 156H58V158H57ZM71 156V157H70ZM74 156H76L75 158H74ZM85 156V157H84ZM144 156V157H143ZM151 156H153L155 159H153V158H151ZM182 156V157H181ZM194 156V157H193ZM200 156V157H199ZM203 158H202V157ZM227 156H230L231 158L229 159ZM17 157V158H16ZM38 157H40V158H38ZM46 157V158H45ZM48 157V158H47ZM52 157V158H51ZM70 157V158H69ZM73 157V158H72ZM78 157V158H77ZM82 157V158H81ZM86 157H88V158H86ZM94 157V158H93ZM96 157V158H95ZM108 157V158H107ZM132 157V158H131ZM150 158L151 160H148L147 159V161H148V163H149V161L151 162L150 164H148L147 163V166H146V164H144L143 162H144V160L143 159H145V158ZM192 157H193V159H194V161H196V162H194L193 161V159H192ZM195 157H197V158H195ZM205 157V158H204ZM214 157H218L217 159H215ZM4 158V159H3ZM9 158V159H8ZM12 158V159H11ZM24 158H25V161H24ZM38 158V159H37ZM42 158V159H41ZM64 158H65V160H64ZM99 158V159H98ZM128 158V159H127ZM136 158V159H135ZM164 158H166V159H164ZM173 158V159H172ZM183 158H185V159H183ZM187 158V159H186ZM199 158H200V160H199ZM221 158V159H220ZM14 159V160H13ZM28 161H27V160ZM36 159V160H35ZM52 159V160H51ZM53 159H54V161H53ZM87 159H89V160H87ZM97 159V160H96ZM106 159V160H105ZM122 159V160H121ZM126 159V160H125ZM135 159V160H134ZM175 159H176V161H177V159L179 160L178 162H176L175 161ZM182 159H183V163H182ZM208 159V160H207ZM212 159V160H211ZM213 159H214V161H213ZM226 160L227 161V164H228V166H227V164H226V161H225V163H224V161L223 160ZM230 160L229 162H228V160ZM232 159V160H231ZM6 161V163H5V161ZM17 162H16V161ZM35 160V161H34ZM37 160H38V162H37ZM49 160V161H48ZM71 160V161H70ZM74 160V161H73ZM91 160H93V161H91ZM108 160V161H107ZM125 160V161H124ZM153 160H155V161H153ZM169 160H170V162H169ZM185 160H186V162L187 163H185ZM245 160V163L247 164L248 162H250V160H248V162H247V160L246 159H244ZM7 161H8V163H7ZM22 161V162H21ZM36 163H34V162ZM57 161V162H56ZM62 163H61V162ZM68 161H70V162H68ZM82 161H84V164H83V162ZM95 161V162H94ZM105 161V162H104ZM119 161V162H118ZM120 161H122V162H120ZM128 161V162H127ZM135 163H133V162ZM146 161V162H147ZM198 161V162H197ZM217 163H216V162ZM218 161L220 162V163H218ZM231 161H235L236 163L238 162V164H236V165H234V163L233 162H231ZM254 161V160H253ZM252 160H251V162H253ZM12 162V163H11ZM24 162V163H23ZM48 162H49V165H48ZM51 162V163H50ZM90 162V163H89ZM93 164H92V163ZM126 162V163H125ZM145 162V163H146ZM162 162H164V163H162ZM175 162V163H174ZM180 162V163H179ZM189 162H190V164H189ZM204 162V163H203ZM214 163V165H212L213 163ZM244 162V161H243ZM56 163V164H55ZM82 163V164H81ZM109 165H107V164ZM137 163V164H136ZM174 163V164H173ZM194 163H196V164H194ZM207 163V164H206ZM209 163V164H208ZM225 164L227 167H223V168H214V167H219V166H222L223 164ZM233 163V164H232ZM245 163H243V165L245 164ZM18 164H20V165H18ZM23 164V165H22ZM31 164L33 165V166H31ZM38 164V165H37ZM61 164H63V165H61ZM68 164V165H67ZM75 164V165H74ZM80 164V165H79ZM88 164V165H87ZM99 164H100V166H99ZM114 166H113V165ZM133 164V165H132ZM142 164H144V165H142ZM164 164V165H163ZM165 164H167V165H165ZM205 164V165H204ZM217 166H216V165ZM219 164H221V165H219ZM16 165V166H15ZM27 165V166H26ZM51 165V166H50ZM57 165V166H56ZM59 165H60V167H59ZM65 165H67V167L65 166ZM73 165V166H72ZM106 165V167L104 168V166ZM116 165V166H115ZM125 165V166H124ZM130 165H132V166H130ZM142 165V166H141ZM156 165V166H155ZM182 165V166H181ZM188 167H187V166ZM194 165H199V166H194ZM242 165V164H241ZM242 165V168H244V169H246V170H248V171H252V170H250V166H251V163H250V166H249V163H248V165L247 166H249V167H246L245 165V167ZM31 168H30V167ZM36 166V167H35ZM56 168H55V167ZM62 166V167H61ZM68 166L72 169H70V168H68ZM92 166V167H91ZM96 166H97V168H96ZM135 166H137V167H135ZM139 166V167H138ZM145 166V167H144ZM167 166H169V167H167ZM172 166V167H171ZM174 166V167H173ZM177 166H179V167H177ZM191 166V167H190ZM194 166V167H193ZM212 166H214V167H212ZM224 166V165H223ZM233 166H235L234 168H233ZM239 166V167H238ZM11 168V169H8V168ZM15 167V168H14ZM17 167V168H16ZM27 167H29V168H27ZM39 167V168H38ZM66 167V168H65ZM80 167V168H79ZM88 167V168H87ZM96 169H95V168ZM111 167V168H110ZM199 167V168H198ZM236 167L238 168V170H236ZM3 168H6V169H3ZM13 168L15 169V170H13ZM22 170V172L20 171V169ZM26 168L28 169L27 171H26ZM46 168H48V169H46ZM51 168V169H50ZM60 168V169H59ZM104 168V169H103ZM117 168H119L118 170H116ZM128 168V169H127ZM141 168V169H140ZM145 168V169H144ZM166 168V169H165ZM168 168V169H167ZM176 170H175V169ZM208 168V169H207ZM210 168H212V169H214V170H212V169H210ZM234 170H233V169ZM249 168V169H248ZM251 168H252V166H251ZM3 169V170H2ZM8 169V170H7ZM62 169V170H61ZM76 169V170H75ZM93 169V170H92ZM112 169V170H111ZM123 169V170H122ZM127 169V170H126ZM143 169L145 170V171H143ZM150 169V170H149ZM156 169V170H155ZM178 169V170H177ZM180 169V170H179ZM182 169V170H181ZM196 169V170H195ZM203 169V170H202ZM229 169V168H228ZM2 170V171H1ZM5 170V171H4ZM18 170V171H17ZM51 172H50V171ZM85 170V171H84ZM98 170H100L99 172H98ZM122 170V171H121ZM132 170V171H131ZM142 170V171H141ZM210 170H212V171H210ZM216 170V171H217ZM226 170H224V173H225V171ZM245 170V171H246ZM10 171V172H9ZM13 173H12V172ZM48 171V172H47ZM54 171V172H53ZM56 171V172H55ZM61 173H60V172ZM135 171V172H134ZM138 173H137V172ZM163 171V172H162ZM205 171V172H204ZM211 172L210 174H207V175H205V173L207 172ZM215 171V172H216ZM238 171V172H237ZM2 172V173H1ZM3 172H7L6 174L5 173H3ZM19 172V173H18ZM26 172H28V173H26ZM155 172V173H154ZM199 172V173H198ZM202 173V176H198L199 174H201ZM221 172H223L222 170H221ZM234 172V173H235ZM243 172H244V170H243ZM247 172V171H246ZM253 172V171H252ZM252 172H247V173H252ZM11 173V174H10ZM18 173V174H17ZM56 173H58V174H56ZM140 173V174H139ZM204 173V174H203ZM217 173V172H216ZM230 173V172H229ZM234 173H231L233 176H234ZM235 173V174H236ZM254 173V172H253ZM6 176H5V175ZM21 174V175H20ZM165 174V175H164ZM193 174V175H192ZM213 174V173H212ZM220 174V173H219ZM222 175H224L223 173H221ZM220 174V175H221ZM226 174V173H225ZM230 174V175H231ZM244 174H245V172H244ZM243 173H241V177L243 178V176H245ZM17 175H18V177H19V179H18V177H17ZM25 175V176H24ZM130 175V176H129ZM133 175H135V176H133ZM156 175V176H155ZM161 175V176H160ZM204 175V176H203ZM210 176V178H208L207 176ZM243 175V176H242ZM249 175V174H248ZM253 175V174H252ZM251 175V176H252ZM2 176V177H1ZM4 176V177H3ZM16 178H15V177ZM30 176V177H29ZM133 176V178H131ZM163 176V177H162ZM170 177V179H169V177ZM178 178H177V177ZM238 176V174H236V177ZM239 176V177H240ZM247 176V175H246ZM250 176V175H249ZM7 177V178H6ZM24 177V178H23ZM187 177V178H186ZM200 177V178H199ZM207 177V178H206ZM213 177H215V174H213ZM213 177H212V179H210L211 180V182L213 181ZM238 177V178H239ZM11 178V179H10ZM23 178V179H22ZM5 179V180H4ZM12 179H13V181H12ZM24 179H26V180H24ZM28 179V180H27ZM30 179V180H29ZM186 179V180H185ZM191 179V180H190ZM202 179H204V180H202ZM207 179V180H206ZM7 180V181H6ZM14 180H16V181H14ZM24 180V181H23ZM130 180V181H129ZM177 180V181H176ZM198 180V181H197ZM206 180V181H205ZM5 181L6 182H8V183H6L5 184ZM11 181V182H10ZM19 181V182H18ZM28 181V182H27ZM146 181V182H145ZM182 181V182H181ZM201 181V182H200ZM13 182H14V184H13ZM16 182V183H15ZM18 182V183H17ZM27 182V183H26ZM43 182V183H42ZM184 182V183H183ZM195 183L196 185H194L193 183ZM198 182V183H197ZM202 182H204V183H202ZM10 183V184H9ZM38 183H41V185L40 184H38ZM175 183V184H174ZM189 183H191L190 184V186L188 185ZM201 183V184H200ZM206 183V185L205 186H207V188L208 189H210V190H212L211 192L213 193V191H215L214 193H213V195H214V198L212 197L213 195L210 193V192H208L209 190L206 188H202V186H203V184H205ZM9 186H8V185ZM169 184V185H168ZM210 184H211V186H210ZM216 184V183H215ZM3 185V186H2ZM13 185V186H12ZM15 185V186H14ZM22 185V187H20ZM189 187H188V186ZM194 185V186H193ZM7 186V187H6ZM185 186V187H184ZM208 186H210V187H208ZM217 186H219V185H217ZM199 187V188H198ZM8 188V189H7ZM18 188V189H17ZM175 188V189H174ZM188 188V189H187ZM213 188H215V186L213 187ZM220 188V189H219ZM5 189V190H4ZM6 189L7 190H9L8 191V193H7V191H6ZM145 189V190H144ZM194 189V190H193ZM16 190H17V192H16ZM173 190V191H172ZM177 190V191H176ZM196 191V192H195ZM204 191V192H203ZM10 192V193H9ZM14 192V193H13ZM164 192V193H163ZM166 192V193H165ZM174 192V193H173ZM184 192V193H183ZM187 192V193H186ZM189 192H191V193H189ZM202 194H201V193ZM7 193V194H6ZM169 193V194H168ZM199 193V194H198ZM208 193H210V196L211 197H209L208 196ZM163 194V195H162ZM166 194V195H165ZM190 194V195H189ZM10 195V197L11 198H9L8 196ZM11 195H14V196H11ZM165 195V196H164ZM184 195V196H183ZM205 195H207V196H205ZM161 196V197H160ZM183 196V197H182ZM195 196V197H194ZM202 196V197H201ZM158 197V198H157ZM163 197H164V199H163ZM172 197V198H171ZM198 197V198H197ZM207 197H209V200H210V202L211 203H208V202H205V201H207ZM178 198V199H177ZM200 198V199H199ZM205 198V199H204ZM211 198H213L214 199V203H216V205H214V203H212L213 202V199L211 200ZM157 199V200H156ZM185 199V200H184ZM218 199H219V196H218ZM172 200V201H171ZM187 200V201H186ZM163 201V202H162ZM177 201H178V203H177ZM203 201H204V203H203ZM216 201V202H215ZM224 201V200H223ZM182 202V203H181ZM190 202V203H189ZM222 201L221 200H219V203H221ZM225 202V201H224ZM224 202H222V205H223V203ZM177 203V204H176ZM206 203V204H205ZM208 203V204H207ZM174 204V205H173ZM200 204V205H199ZM202 204H204V205H202ZM211 204V207H212V204L214 205V206H216V208L214 207V209H217V210H213V208H212V211L210 212V210H209V214H211V215H209L208 213V217L206 216L207 214L205 213L206 212V210H208V209H210L209 208V206L208 205H210ZM157 205V206H156ZM178 205H180V206H178ZM206 205V206H205ZM170 206V207H169ZM172 206V207H171ZM174 206V207H173ZM202 207V209H204V212H200V211H203L202 209H199V208H197V207ZM205 206V207H204ZM207 206H208V208H207ZM220 206H221V204H220ZM220 206H218V207H220ZM196 207V208H195ZM180 208V209H179ZM182 208V209H181ZM206 208V209H205ZM221 208V207H220ZM158 209V210H157ZM170 209V210H169ZM176 209V210H175ZM199 211H198V210ZM220 210V209H219ZM158 211H159V213H158ZM173 211V212H172ZM213 211H214V213H213ZM168 212V213H167ZM178 212V213H177ZM183 212V213H182ZM187 212V213H186ZM196 213V212H198L197 214V217L195 216L196 214H193V213ZM200 212V213H199ZM159 215H158V214ZM206 214L205 216L204 215H201V214ZM166 214V215H165ZM173 214V215H172ZM183 214H184V216H183ZM190 214V215H189ZM163 216V218H162V216ZM172 216V217H171ZM202 216H204V217H202ZM214 216V215H213ZM130 217V218H129ZM192 217H194V219L192 218ZM207 217V218H206ZM215 217V216H214ZM214 217H212L211 218V220L214 218ZM182 218V219H181ZM189 218H192V219H189ZM200 218V219H199ZM203 218H205V219H203ZM218 218V217H217ZM159 219V220H158ZM160 219H161V221H160ZM165 219V220H164ZM170 219V220H169ZM186 220V221H184V220ZM208 219V220H207ZM214 219H216V218H214ZM213 219V220H214ZM173 220V221H172ZM191 220H192V222H191ZM207 222L206 224H205V221ZM212 220V221H213ZM245 220V219H244ZM247 221H248V219H246ZM156 221V222H155ZM165 221H168V222H166L165 223ZM180 221V222H179ZM183 221V222H182ZM196 221H198V223H199V225H197V224H195L196 223ZM201 221V222H200ZM250 221V220H249ZM133 223V225H132V223ZM174 222V223H173ZM246 222V221H245ZM156 225H155V224ZM178 223V224H177ZM189 225H188V224ZM192 223H193V225H192ZM201 223H204V224H201ZM211 223H213V222H211ZM247 223H251V221L250 222H247ZM159 224V225H158ZM183 224V225H182ZM186 224H187V226H186ZM132 225V226H131ZM161 225V226H160ZM167 227H165V226ZM176 225V226H175ZM197 225V226H196ZM202 227H201V226ZM207 225H209L211 228H214L213 230L211 229V230H209L208 228H207ZM216 225V224H215ZM182 226H184V227H182ZM186 226V227H185ZM189 226H192V227H189ZM204 226V227H203ZM213 226V227H212ZM132 227V228H131ZM160 227V228H159ZM195 227V228H194ZM196 227H197V229H196ZM199 227H201V228H199ZM188 228V229H187ZM192 228H193V230L194 231H192ZM202 228H204V230H205V228H207L208 229V231H207V229L204 231ZM261 228H263L262 226H261ZM260 227H259V229H261ZM163 229V230H162ZM179 231H178V230ZM186 229V230H185ZM199 229H201V230H199ZM166 230V231H165ZM174 230V231H173ZM183 230V231H182ZM187 230H191L192 231V233H194V234H192L191 233V231L189 232V231H187ZM195 230H198V231H195ZM163 231H164V233H163ZM168 231V232H167ZM181 231V232H180ZM184 231H186V232H189V233H191V234H187L186 235V237H185V235H184ZM214 231H216V233L214 232ZM178 232V233H177ZM203 232V233H202ZM206 232L208 233V234H206ZM210 232V233H209ZM132 233H134V234H132ZM161 233H163V234H161ZM170 234V235H168V234ZM130 234V235H129ZM159 236H158V235ZM182 234H183V236L185 237V238H187L185 241H184V237L182 236ZM204 234H206L207 235V237L210 239V240H206V235L204 236ZM144 237V239H143V237ZM149 235V236H148ZM163 236V238H162V236ZM191 235V236H190ZM198 235V236H197ZM203 237H206L205 239L204 238H202V236ZM132 236V237H131ZM136 236V237H135ZM156 236V237H155ZM170 236V237H169ZM176 236H179V237H176ZM188 236H190V237H188ZM134 237V238H133ZM154 237V238H153ZM176 237V238H175ZM181 237V238H180ZM195 237V238H194ZM214 237H216V236H214ZM127 238V239H126ZM133 238V239H132ZM137 238V239H136ZM151 238V239H150ZM162 238V239H161ZM180 238V239H179ZM194 239V240H192L193 241V243L191 242V239ZM200 238H202V239H200ZM207 238V239H208ZM213 238V237H212ZM146 239V240H145ZM160 239V240H159ZM164 239V240H163ZM182 239V240H181ZM196 239V240H195ZM135 240V241H134ZM142 240V241H141ZM155 240V241H154ZM162 240V241H161ZM173 241V243L171 242V245H170V241ZM175 240V241H174ZM177 240V241H176ZM178 240H179V242H178ZM181 240V241H180ZM188 240V241H187ZM190 240V241H189ZM206 240V241H205ZM213 240H214V238H213ZM141 241V242H140ZM145 241H146V243H145ZM147 241H149V242H147ZM165 241H167V242H165ZM195 241H196V245L194 244L195 243ZM200 241V244H201V247H200V245H199V243L198 242ZM203 241H205L204 243L205 244H203ZM128 242V243H127ZM151 242V243H150ZM157 242V243H156ZM161 242H163V243H161ZM169 242V243H168ZM187 242V243H186ZM190 242V243H189ZM202 242V243H201ZM214 242H215V240H214ZM138 245H137V244ZM142 243V244H141ZM148 243H150V244H148ZM165 243H167V244H165ZM181 243H185L184 244V246H183V244H181ZM198 243V244H197ZM136 246H134V245ZM146 244V245H145ZM151 244H152V246H151ZM154 244V245H153ZM160 244V245H159ZM165 244V245H164ZM173 244H174V246H173ZM187 244H188V246H187ZM195 245L194 247H195V250H194V248H193V245ZM143 245V246H142ZM168 245H169V249H166L167 247H168ZM190 245V246H189ZM192 245V246H191ZM202 245H203V247H202ZM205 245V246H204ZM215 245V244H214ZM259 245H261V248L260 249H258V247H260ZM127 246V247H126ZM132 246V250L131 249H129L130 247ZM137 246H138V248H137ZM142 246V247H141ZM156 246L159 248H156ZM173 246V247H172ZM185 247V248H181V247ZM262 246H263V249H262ZM147 248V250L148 251H146V248ZM151 247V248H150ZM162 247V248H161ZM178 247V248H177ZM189 247V248H188ZM200 247V248H199ZM206 247H208V248H206ZM258 247H256L255 249H252L250 252H248L249 254H251L252 252H253V254H251V256L252 257H254L255 255H257V256H255V257H257V258H259V259H261L262 260V258H261V255H263L264 254V245H262V244H259L258 243ZM115 248V249H114ZM130 250H128V249ZM174 248H175V250H174ZM179 248H181V249H179ZM199 248V249H198ZM203 248V250H201ZM134 249V250H133ZM138 249H140V250H138ZM154 249V250H153ZM164 249H166V251L167 250H169V252L167 251H165L164 252ZM172 249V250H171ZM179 251H178V250ZM185 249H187V250H189V251H187V250H185ZM197 249H198V252H197ZM205 249V250H204ZM208 249V250H207ZM211 249V250H210ZM262 249V251H260ZM113 250V251H112ZM117 250V251H116ZM127 250V251H126ZM143 250V251H142ZM145 250V251H144ZM176 250H177V252H176ZM182 250V251H181ZM112 251V252H111ZM119 251V252H118ZM130 253H129V252ZM150 251V252H149ZM160 251V252H159ZM175 251V252H174ZM193 251V252H192ZM259 251V252H258ZM116 252H118V253H116ZM136 252V253H135ZM153 252V253H152ZM185 252V253H184ZM199 252H200V254H199ZM209 252H208V254H207V257H208V255H209V257H211V254H209ZM255 252H257V253H255ZM111 253V254H110ZM117 254V256L115 255V254ZM121 253V254H120ZM137 255H135V254ZM138 253V254H137ZM170 253H171V255H170ZM176 253V254H175ZM180 253V254H179ZM184 253V254H183ZM193 253V254H192ZM261 253V254H260ZM113 254V255H112ZM129 254V255H128ZM135 256H134V255ZM143 254V255H142ZM166 254V255H165ZM173 254H175V255H173ZM189 254V255H188ZM194 254H195V256H194ZM204 256H203V255ZM112 255V256H111ZM129 257H128V256ZM143 256V258H142V256ZM152 255V256H151ZM155 255V256H154ZM171 257H170V256ZM188 256V258H187V256ZM260 255V256H259ZM114 256V257H113ZM115 256L116 257H120V259L119 258H115ZM132 258H131V257ZM146 256H147V258H146ZM160 256L162 257V258H160ZM165 256H168V257H165ZM183 256V257H182ZM194 257V259L196 258V257H198V260L197 259H193V257ZM111 257V258H110ZM137 257V258H136ZM173 257V258H172ZM190 257V258H189ZM201 257H203V258H201ZM263 257V256H262ZM128 258V259H127ZM133 258H134V260H133ZM141 258V259H140ZM148 258H150V260L148 259ZM166 258V259H165ZM183 258H184V260H183ZM187 258V259H186ZM201 258V259H200ZM256 258V259H257ZM110 259V260H109ZM130 259V261H128ZM145 259H147V260H145ZM159 259V260H158ZM161 259V260H160ZM179 259H182L181 260V262L179 261ZM210 259V258H209ZM258 259V260H259ZM114 260V261H113ZM141 260H142V262H141ZM155 262H154V261ZM164 260H166V261H164ZM175 260V261H176ZM187 260V261H186ZM192 260V261H191ZM194 260V261H193ZM205 260V261H206ZM146 261H149V262H147L146 263ZM153 261V262H152ZM162 261V262H161ZM168 261V262H167ZM170 261V262H169ZM112 262V263H111ZM140 262V263H139ZM174 262V261H173ZM183 262V263H182ZM185 262V263H184ZM189 262V263H188ZM191 262V263H190ZM196 262V263H195ZM205 263V262H204ZM206 263H208L209 264V260H208V262L206 261ZM205 263V264H206ZM116 264V263H115Z\"/></svg>",
	"mask_w": 264,
	"mask_h": 264
}]
</instances>
